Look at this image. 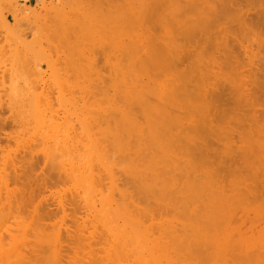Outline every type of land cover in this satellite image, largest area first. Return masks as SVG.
<instances>
[{
  "label": "rangeland",
  "instance_id": "1",
  "mask_svg": "<svg viewBox=\"0 0 264 264\" xmlns=\"http://www.w3.org/2000/svg\"><path fill=\"white\" fill-rule=\"evenodd\" d=\"M30 0H0V208H2V207H4L5 205L3 204L4 202H5V199L6 198H8V194H10V197H12V193H9V192H15L14 194H13V196H16V194H17V192H18V194H17V196L19 197V192L20 193H23V194H21V195H23L22 196V198L21 199H19V198H17V196L16 197H12L13 199V203H11V201H10V204H9V198H8V201H6V202H8L7 204H9V205H7L6 207L7 208H5V210L6 211H8V210H10V211H8V212H10L9 213V215L12 217L11 219H10V217L9 218H6V217H8V216H6V214L8 213V212H6L5 214H4V212L2 213V212H0L1 214V216H0V220L2 221V219L4 220L3 222H1L0 221V249H2L3 248V250H0V264H11L13 261L14 262H17V263H12V264H22L19 260H16L15 261V253H18V254H28V255H26V256H29L31 259H38L39 261H40V264H47L45 261H43V260H45V257L47 256L48 258H49V256L51 255V250L50 251H48L47 253L45 252V250H46V248L45 247H47L45 244H48V243H46V242H44L43 243V240H41V239H45V238H47L48 236H52V233L54 232H56L57 233V225H55L56 223H58L59 221H61V215H63L62 213H61V210H59L60 209V206H58L57 204L59 203V202H57V201H60V200H63L64 199V195H66L65 194V192H66V190L68 191V188L66 189L65 187H64V185H62V183H60L61 182V180H59L60 178H62V176H64L63 174H65L64 172H62V170L64 171V169H63V167L64 168H66V170H68L69 168H67L68 166H70V164L68 163V162H70L69 161V159H68V157L71 155L70 154V152H69V156H68V153H67V158H66V160L65 159H63L62 157L60 158L61 159V161H62V159L65 161L64 162V164L63 163H61V161L60 162H58V163H61V164H59V165H57L58 163H56V160L55 161H53L52 160V163L49 161V163H51V164H53V162L54 163H56V165L55 166H57V168L59 169H55L56 167L55 166H53L52 165V167H51V165H47V163H46V159L43 157L45 154H46V152H48L49 151V149H50V151H53L54 149H52L53 147H52V144L55 142L54 141V139L55 138H58L59 137V139L61 140V139H63L65 136L63 135V134H68V135H66L67 136V138L68 139H70L71 137H73V134H74V136H77V137H74V138H78L77 140H80V141H82V143L84 142V140L85 139H83L84 137H83V135L85 136V134L84 133H89L90 131V128H91V134L89 133V135H86V137L87 136H91V137H95L96 135V138L97 139H99V137H100V135H98V133L96 132L97 131V129L96 128H98V130H101V128L102 127H104L105 126V123H106V121H105V123L103 124L102 123V121H101V118H104L105 116H102V115H104V114H107L108 113V110L109 109H112V108H117V106L118 107H120V105H121V102H118L117 104H114L113 102H114V96H116L117 97V95H116V93H114V92H117V89L116 88H119V83H117V86L118 87H116V86H112V85H115V84H110V82L108 83L107 82V80H109L108 78H107V76H109V75H111L112 76V74L115 76L116 75V77L114 78V76L112 77V78H110V80H112L113 79V82L112 83H115L114 82V80L116 81L117 79H118V77L119 76H117V74H119V75H122V71L121 70H123V72H124V69H125V67H126V65L127 64H130V66H131V68H133V69H135V67H138V66H136L137 65V62L138 61H140V64H138V65H140V68H139V73H138V69L136 68V70L134 71L133 69H131V71L132 72H135V73H137V75L139 76V80L140 79H142V80H140L139 81V84L141 83V85H148L147 86V90H148V94L149 95H147L148 97H150L151 98V96L153 97V95H154V99H150V100H155V101H150V102H152L153 104H157V102H168V93H170V94H172L171 96H169V101H171L170 103L173 105V102H174V106H175V104H176V106L178 107L180 104H182V102L181 101H183V103L185 102L186 103V105H188V108L190 107V105L191 106H193L192 108H190L189 110V113L190 112H194L195 113V117H196V119H195V117L193 116L192 118H194L192 121L194 122V123H189L191 126L188 128V130L186 131V132H188L189 133V135L190 134H192L193 133V135H194V137H195V135H196V140H197V138L198 139H200V140H198L197 142H201V140H202V144L199 142V144L197 143V145L198 146H201L200 147V152L199 151H195V152H193L194 150H193V148H191V149H189L190 148V146L191 147H195V145L193 146V145H191V144H189L190 146H188V149L192 152V154H196V155H192L193 157H195L196 159H197V157H198V159H199V157L200 158H204L203 159V161H202V159H201V161L202 162H199L198 161V163H200V165L202 166L201 167V169H203V168H205V169H207V170H209V169H215L216 170V172H213L212 174H214V173H216V176L217 177H220V176H218L217 174L218 173H220V171H221V175H223L222 177H220V178H222V179H216L217 177L215 176V175H211V176H213V177H215V179H216V181H213L212 183L214 184L215 182V184L216 185H214V188H213V186H212V184L210 185V186H208L207 185V187H208V189H209V187H211L212 186V190H214L215 189V187H218V186H221V188H222V184H224L225 186H226V190H222L221 188V190H219L220 192H224V193H226L227 194V192L228 191H233L234 190V192L233 193H231V194H234L235 196H236V193H240V194H242V193H246V191L247 190H249L250 188H249V186L251 187V183H254V185L251 187V188H254L255 189V191L257 192V193H255V197L257 196V195H259V196H261L260 197V199L258 198V199H256V202L257 203H261L259 206H262L261 208H260V210L258 211V213H260L261 212V214H262V216H261V218H263V216H264V213H263V209H264V204H262V203H264V201H262L261 202V200L262 199H264V187L262 188L261 186L263 185L260 181H259V179L260 180H262V178H261V176L259 175V173H258V178L256 177V171L253 169V171H251L252 169H251V167L253 168V163H255L256 164V161L258 162V164H256V167L257 166H260V167H262V168H264V161L260 158V156H259V161H260V163H259V161H258V159L256 158L257 156H256V154L254 155L253 153H257V148H259L261 145H262V142H263V140H264V138L262 139V137H264V136H262V135H264V133H263V128L264 127H262V126H264V125H261V124H264V3L263 4H259V3H257L258 2V0H256L255 2H254V0H233L234 1V5H233V2H231V0H219L218 2H217V0H208L209 2H211L212 3V5H214V6H218L219 4H220V6H218V8H222L223 6H224V8H226L225 10H224V12H226V13H224V17H217L218 16V14H215L214 12H209L208 13V16H209V14H210V18L213 16L214 18H212V20L214 21V19H215V21L217 22H219V24H222V25H224V27H226V28H224L223 29V26L222 25H219L218 24V22L217 23H215L214 24V22H211V24L209 25V24H198V25H200V29H199V27H197L198 25H191V24H188V23H185V25L187 24L188 25V29L189 30H191L192 31V33H191V31H189V30H187V32H183V30L181 29V30H178V31H182L183 32V34H182V32L180 33V32H178V31H176V29L173 27V25L171 26H169L170 28H171V30H169V27H168V25L170 24H168V21H166L167 19L165 18V17H163V19L166 21V22H164V20L162 19V21H160V22H162V24L164 25V27H165V25L166 24H164V23H167V25H166V29L168 30L167 31V33H172V35H171V37H172V39L174 40V38L176 39V40H174V41H176L175 42V45H177L178 46V44H180L179 46H181V50L183 49L184 50V52H182L180 49H179V46H178V49L180 50H176V52L175 53H177L176 54V58L174 57V56H172V59L170 58L169 59V56H171V54L173 53V52H171V50H172V48H171V50H170V47H168L167 49H169V51L171 52L170 54H168L169 53V51L166 49V52H167V56L165 55H163V54H159V52L161 51L162 52V50L164 49V46L166 45V43H167V41H169V39H168V37H169V34H168V37H167V34H166V30L163 28H161L163 25L161 24H159L160 22H159V20H157L156 18H158V17H155L156 16V13H155V15L152 13V11L151 12H149V14H148V17H150L152 14L154 15V17H155V19L156 20H153L154 18H153V16L151 17V19L155 22H159L158 23V26H154V25H152V23H151V25L152 26H154V27H152L149 23L151 22H148L147 23V21L149 20V19H146L147 21H146V23H147V25L149 24L151 27H152V30L151 29H149V25L147 26L146 25V23L145 24H142V26H139V24L141 25V23H143V22H145L144 21V19L143 18H145V17H147V12H146V14H143L144 15V17L143 18H141V19H137V20H134V18L133 19H129L130 21H132V20H134L133 21V23L135 22V26H130L129 24H131L130 23V21L128 20V19H125L124 18V14L125 13H123V11H122V6H124L125 7V5H123V3H118L116 0H113V2H112V0H32L33 2H32V5L31 6H28V5H26V3H28ZM118 1H121L122 2V0H118ZM126 2V1H128V3H125L126 4V8H125V11H126V9L128 10H130V8H131V6L129 5L130 3H129V1L131 2V0H123V2ZM133 1V7H134V5H137V2L136 1H134V0H132ZM148 2L150 1V3L151 2H153V0L151 1V0H147ZM146 0H145V2H147ZM163 2L165 1V0H162ZM162 1L160 0V2L162 3ZM175 2H174V4H176V1H178V2H180L181 4H184V6H187V5H185V3H187L185 0H182V2H181V0H174ZM249 1V2H248ZM147 2V3H148ZM167 0L164 2V3H162V4H166L167 5ZM178 2H177V4H178ZM218 4H217V3ZM227 2V3H226ZM228 2H230V3H228ZM248 2V3H247ZM135 3V4H134ZM149 3V4H150ZM211 3H210V5H211ZM222 3V4H221ZM223 3L225 4V5H223ZM244 3V4H243ZM253 3V4H252ZM257 5H256V4ZM162 4H160L161 6L160 7H162L163 5ZM176 4V5H177ZM242 4H243V6H242ZM249 4L251 5V6H249ZM259 4V5H258ZM117 5H119L121 8V10H119V9H117V7L119 8V6H117ZM122 5V6H121ZM130 7H129V6ZM165 5V6H166ZM116 8V11L117 12H119V13H116V11H115V13L114 14H112V16L113 17H115V18H113V19H115V21H117L118 20V22H120V24L117 22V24H115V26H119V25H121V26H119L120 28H122L121 30L118 28L117 30L119 31V33H121V32H123L122 34H121V36H120V34L119 35H117V31H116V29L113 27L114 25H112V24H114V22L111 20L112 18H111V14H109V13H113V11H114V7ZM117 6V7H116ZM228 6V7H227ZM236 6V7H235ZM247 6V7H246ZM109 7H111V8H109ZM113 7V8H112ZM129 7V8H128ZM133 7H132V9H133ZM138 7V6H137ZM160 7H159V9H160ZM255 7V8H254ZM258 7V8H257ZM135 8V7H134ZM148 8H149V6H148ZM167 8V7H166ZM231 10H230V9ZM233 8V9H232ZM237 8H239V9H237ZM241 8V9H240ZM248 8H249V10H248ZM110 9V10H109ZM113 9V10H112ZM161 9H163V11H164V13H165V15L167 14V12L169 11V10H166L165 9V7L163 8H161ZM168 9V8H167ZM236 9V10H235ZM137 9H134V11H136ZM155 10V9H154ZM157 11H158V8L156 9ZM155 10V12H157ZM198 10H200V12L198 11ZM198 10H195V11H197V12H194V11H189L188 13L189 14H187L186 13V15H188V17L189 18H193L194 17V15H196V18L195 19H197V21H198V17H197V15L199 14V13H203V12H205L204 10H201V9H198ZM245 12H244V11ZM248 10V11H247ZM110 11H112V12H110ZM124 11V12H125ZM233 11V12H232ZM241 11V12H240ZM250 11V12H249ZM258 11V12H257ZM259 11H261V12H259ZM160 12H161V10H160ZM160 12H158L159 14H160ZM191 12H193V13H195L194 15H193V13H191ZM229 12V13H228ZM236 12H237V14H236ZM239 12V13H238ZM244 12V13H243ZM254 12V13H253ZM123 15H122V14ZM157 13V14H158ZM161 13H163V12H161ZM197 13V14H196ZM215 15H214V14ZM232 13V14H231ZM235 13V14H234ZM240 13H241V15H240ZM247 13V14H246ZM255 13H256V16H257V18H259V19H257L256 18V16H255ZM118 15V16H114V15ZM122 15L123 16V24H121L122 22H121V20H122V16H120L121 17V19L119 18V15ZM226 14V15H225ZM229 14V15H228ZM246 14V15H245ZM163 15V14H162ZM192 15V16H191ZM212 15V16H211ZM217 15V16H216ZM228 15V16H227ZM250 15H252V18L255 20V22H257V23H255L254 22V20H252L251 21V19H249V18H251V16ZM262 15V16H261ZM158 16V15H157ZM160 16V15H159ZM164 16V15H163ZM237 16V17H236ZM248 18H247V17ZM259 16V17H258ZM166 17L168 18V15H166ZM169 17H171V14L169 15ZM241 17H242V19H241ZM261 17V18H260ZM118 18V19H117ZM182 18H183V16H182ZM216 18H218V20L216 19ZM227 18H228V21H227ZM239 18V19H238ZM136 19V18H135ZM222 19V20H221ZM225 19V20H224ZM237 19V20H236ZM240 19H241V21L242 22H240ZM243 19H246V20H243ZM249 19V21H247ZM120 20V21H119ZM124 20H126V22H127V20L129 21V26H130V28H131V30H130V32H128V34L129 33H131L130 34V36L131 37H134V38H132L131 39V37H130V39H129V37H128V39H129V41L128 40H126L127 38H125L126 37V34H127V29L129 28V26H127V23L126 22H124ZM140 20H142V22L141 23H139L140 22ZM169 20V19H168ZM194 20V19H193ZM258 20V21H257ZM136 21L139 23L138 25L136 24ZM152 21V22H153ZM170 21V20H169ZM195 21V20H194ZM226 21V22H225ZM229 21H231V22H229ZM245 21H247V22H245ZM263 21V22H262ZM111 22H112V24H111ZM155 22V23H156ZM235 22V23H234ZM125 23V24H124ZM252 23H253V25H252ZM259 23V24H258ZM112 25V28H110V26ZM154 24V23H153ZM157 24V23H156ZM218 24V25H217ZM232 24V25H231ZM236 24V25H235ZM243 25V26H245V27H243V26H241V25ZM257 24V26H255ZM122 25H125V26H122ZM134 25V24H133ZM143 25H145V28H146V26L148 27L147 29H145V31H144V27H143ZM182 25V24H181ZM186 25V26H187ZM203 25V26H202ZM215 25V26H214ZM240 25V26H239ZM249 25V29H248V27L247 26ZM137 26V27H136ZM138 26H139V28H138ZM160 26V27H159ZM190 26H192L191 28L192 29H190ZM235 26V27H234ZM259 26H263V27H259ZM125 27H128L126 30L124 29ZM141 27V28H140ZM150 27V28H151ZM168 27V28H167ZM196 27V29L197 30H195L194 28ZM206 27V28H205ZM219 27L221 28V29H219ZM228 27V28H227ZM234 27V28H233ZM242 27H243V29L245 28V29H248V30H243L242 29ZM117 28V27H116ZM129 28V29H130ZM132 28H134V29H137L136 31L135 30H133ZM218 28V29H217ZM236 28V29H235ZM238 28V29H237ZM241 30H240V29ZM110 29H112V31H114V29H115V34L113 35V32L111 33V31H110ZM217 29V30H216ZM253 29V30H252ZM255 29V30H254ZM133 30V31H132ZM147 30H149L148 32H147ZM153 32V34H154V37L155 38H153L152 36H153V34H150L151 33V31ZM165 30V31H164ZM200 30H202V31H200ZM210 30V31H209ZM218 30H220V32L218 31ZM223 30H226V32H224ZM228 30V31H227ZM236 30V31H235ZM251 30V31H250ZM257 30V31H256ZM126 31V32H125ZM140 31V33H137V32H139ZM194 31V32H193ZM197 31V32H196ZM199 31H200V33H199ZM204 31V32H203ZM206 31H207V33H206ZM230 31H231V33H230ZM242 31H243V33H244V31H245V34H243L242 33ZM248 31V32H247ZM260 31V32H259ZM133 32V33H132ZM163 32V33H162ZM174 32V33H173ZM218 32H219V34H218ZM222 32V33H221ZM111 33V34H110ZM124 33H126L125 35H123ZM145 33H147V35L148 36H150L151 35V37H152V41H151V37H146V35H145ZM177 35H176V34ZM184 33H186V34H184ZM202 33H204V35H201ZM227 33V34H226ZM231 34V37H230V39H232V40H228L229 39V36H230V34ZM252 34V35H250V34ZM110 34V35H109ZM142 34V35H141ZM150 34V35H149ZM210 35V37H209V35ZM221 34V35H220ZM229 34V35H228ZM262 35V37L260 36V35ZM112 35V36H111ZM115 35H117V36H115ZM139 35H141V36H139ZM161 35V36H160ZM166 35V36H165ZM174 35H176V37L174 36ZM206 35V36H205ZM212 35V36H211ZM215 35V36H214ZM217 35H218V38H217ZM235 35V36H234ZM237 35V36H236ZM250 35V36H249ZM254 35V36H253ZM111 36V37H110ZM120 36V37H119ZM122 36H123V39H122ZM136 36H138V37H136ZM165 36V37H164ZM174 36V37H173ZM183 36V37H182ZM221 36H223V37H225V38H221ZM234 36V37H233ZM115 37H119L118 39H119V41H117V43H119L120 44V42H121V47H120V45H118L117 46V43H116V47H117V52H116V47H114V49H115V51H114V49L112 48L113 47V45L115 44V41L117 40V38H115ZM146 37V38H145ZM181 37V38H180ZM220 37V38H219ZM233 37V38H232ZM136 38V39H135ZM140 38V39H139ZM145 38V39H144ZM150 39V41L151 42H153V39L155 40V43H154V48H156V49H160V51L158 50V51H153V53H155L156 52V54H157V56L158 57H155L156 56V54H155V56H154V54L152 53V52H150L154 57H155V62L157 63V65H159L158 63H159V58H161V55L163 56L161 59L162 60H164L165 58H167L165 61H162L161 60V62H162V64L163 65H159V66H157V65H155L156 63L155 62H153L152 64H151V62H149L148 60H153L152 58H154V57H152L151 59H149V57H147V55H145V51H146V49L148 48V49H150L149 47L150 46H145V45H148V44H151L150 43V41L148 42V39ZM159 39L160 41H162V42H157L156 41V39ZM166 38V39H165ZM180 38V39H179ZM184 38H185V40H186V43H185V40H184ZM206 38H208V39H206ZM210 38V39H209ZM235 38V39H234ZM109 39H112L113 41H109ZM116 39V40H115ZM147 39V43H146V41H143V40H146ZM206 39V40H205ZM220 39V40H219ZM226 41H225V40ZM115 40V41H114ZM121 40V41H120ZM122 40H123V42H122ZM124 40H126V42L124 41ZM135 40V43H136V45H135V47H137V44H139L138 46H139V48H137L138 50L140 49V51H142L139 55L141 56H139L140 58H138V61H134L133 59H136V56H135V51H137L138 53L140 52V51H138V50H135V47H133L134 45V42H132V41H134ZM158 40V41H159ZM167 40V41H166ZM211 40H212V42H211ZM214 40H215V42L216 43H213L214 42ZM221 40L222 41H224L223 43L221 42ZM109 41V42H108ZM136 41H138V42H136ZM142 41V42H141ZM179 41V42H178ZM182 41H184V42H182ZM234 41H236V42H234ZM112 42H114V44H112ZM131 42H132V44H131ZM156 42H157V44H156ZM166 42V43H165ZM181 42L183 43V44H181ZM188 42V43H187ZM210 42V43H209ZM226 42H228V44L226 43ZM111 45H110V44ZM145 43V45L143 46V47H146V48H142V49H144V50H142L141 48H140V45L141 44H144ZM152 43V44H153ZM159 43H162V45L161 46H159L160 44ZM219 45H218V44ZM159 44V45H158ZM168 44V43H167ZM186 44V45H185ZM218 46H217V45ZM224 44H226V45H224ZM232 44V45H231ZM109 45L111 46V48L113 49H111L110 47H109ZM126 45H129L130 47H131V45H133L132 46V48H130L129 46V48L132 50L133 49V51H131L130 49H129V55H131V56H129V55H127V57H126V55L125 54H127L126 53V49L124 48V47H126ZM156 45V46H155ZM158 45V46H157ZM184 45V46H183ZM216 45V46H215ZM228 45V46H227ZM230 45V46H229ZM142 46V45H141ZM162 46H163V48H162ZM167 46H169V44L168 45H166L165 46V48L167 47ZM184 48H183V47ZM233 46V47H232ZM239 46V47H238ZM124 49H123V48ZM217 49H216V48ZM221 47H223V48H221ZM227 47H229V48H227ZM230 47L232 48V49H230ZM242 49H241V48ZM246 47V48H245ZM110 48V49H109ZM120 48L122 49V51H123V53H124V55L123 56H125V58H124V61H125V59H126V62H123V57H122V52H120L121 50H120ZM153 48V49H154ZM185 49H186V51H185ZM219 49H221V50H223V52L222 51H220ZM241 49V50H240ZM109 50V51H108ZM125 50V51H124ZM224 50H226V51H224ZM231 50V51H230ZM243 50V51H242ZM250 50V51H249ZM108 51V52H107ZM114 51V52H113ZM149 51H151V50H148L147 52H149ZM238 51V52H237ZM121 54H120V53ZM135 52V53H134ZM165 52V51H164ZM179 52L181 53V54H183V55H181L180 54V58H179ZM198 52V53H197ZM224 52H226L227 54H225ZM241 52H242V54H241ZM245 52V53H244ZM248 52V53H247ZM251 52V53H250ZM108 53H109V55H108ZM116 53V54H115ZM131 53H133V55H134V58H131L133 55L131 54ZM138 53H136V54H138ZM174 53V54H175ZM195 53V54H194ZM197 53V54H196ZM201 53V54H200ZM222 53V54H221ZM235 53V54H234ZM244 53V54H243ZM250 53V54H249ZM252 53H255V54H252ZM260 53V54H259ZM116 56V57H119V58H116L117 60V62L115 61V59H113L114 57V55ZM148 54V53H147ZM166 54V53H165ZM185 54V55H184ZM219 54H221L223 57H221V55H219ZM224 54V55H223ZM246 54V55H245ZM252 54V55H251ZM257 54V55H256ZM113 55V56H112ZM145 56V57H142V56ZM149 55V54H148ZM173 55V54H172ZM211 55H212V57H211ZM231 55V56H230ZM234 55V56H233ZM254 55V56H253ZM109 56H111V57H109ZM160 56V57H159ZM201 56V57H200ZM228 56H230V58L228 57ZM113 57V58H112ZM147 57V58H146ZM175 59H174V58ZM178 57V58H177ZM129 58H131L130 60H133L134 61V63H133V61H129L128 62V60L127 59H129ZM143 58H146L147 60H144ZM204 58L206 59V60H204ZM213 58V59H212ZM226 58V59H225ZM112 59V60H111ZM120 59L122 60V62L123 63H126V64H123L121 61H120ZM141 59L143 60V61H141ZM169 59V60H168ZM177 59V60H176ZM181 59V60H180ZM157 60H158V62H157ZM168 60V61H167ZM113 61H115V63H117V65H118V67H121V68H123L124 67V69H121V68H118V69H116L117 68V66H116V64H114V62ZM172 61V63H170ZM179 61V62H178ZM209 61V62H208ZM120 62H121V64H120ZM135 62H136V64H135ZM141 62H144V63H142L143 64V66H141ZM147 62H149L150 64L149 65H151V66H149L148 65V63ZM206 62V63H205ZM133 63V64H132ZM146 63H147V65H146ZM109 64H112V66H115L116 68V71L118 72L117 74H116V72H114L115 71V69H113V67H111V65L109 66ZM161 64V63H160ZM121 65V66H120ZM122 65H123V67H122ZM125 65V66H124ZM148 67L146 70L148 71L150 68H153V69H150L149 70V72H147V71H145V69L144 68H146V66ZM156 67H155V66ZM201 65H203V66H201ZM108 66V67H107ZM133 66V67H132ZM201 66V67H200ZM111 68V69H108V68ZM199 67H200V69H199ZM204 69H203V68ZM141 68H143V69H141ZM184 68V69H183ZM187 69V70H186ZM189 69V70H188ZM108 70H110V71H112L111 72V74H109V71ZM181 70L184 72L185 71V73L187 72V74H186V78L187 79H185L184 81H188L187 83H186V85H184V83H182L181 82V74L182 75H184V77L183 78H185V74H183V72H181ZM203 70H207L206 72L205 71H203ZM142 71H145V73H142ZM190 71V72H189ZM204 73H203V72ZM147 72V73H146ZM197 72V73H196ZM209 72V73H208ZM109 75H108V74ZM121 73V74H120ZM140 73H142L144 76H145V74H146V77H141L142 75L140 74ZM150 74V76L151 77H155V78H157V79H159V81H157V79H156V82H155V78H154V81L153 82H151L152 83V86H149V85H151V84H149V82L150 81H152L151 79L152 78H150L148 75ZM207 75H206V74ZM213 73V74H212ZM140 74V75H139ZM190 74V75H189ZM201 76H200V75ZM204 74L206 75V79H204ZM134 75V74H133ZM152 75H154V76H152ZM187 75H188V77H187ZM195 77H194V76ZM210 75H211V77H210ZM190 76V77H189ZM192 76V77H191ZM203 76V77H202ZM212 76H214V77H212ZM149 78V81H147V80H143V79H146V78ZM173 77H174V79H173ZM208 77H210V79L208 78ZM190 78H192V79H190ZM193 78H194V80H193ZM163 79L165 80V81H163ZM173 79V81H178V80H180V81H178V82H180V83H178V84H181L182 83V86H183V89H181L182 90V92H181V94L183 95H181L180 94V90H177V91H175V95L173 94V93H171V91H170V89L172 88V86H173V83H171V82H173V81H171ZM109 80V81H110ZM167 80H169L170 81V83L171 84H169V82H166ZM192 80V81H191ZM118 81H119V79H118ZM147 81V82H146ZM198 81V82H197ZM207 81V82H206ZM117 82V81H116ZM155 82V83H154ZM160 84V85H158V83ZM190 82V83H189ZM143 83V84H142ZM148 83V84H147ZM157 83V85L160 87V88H162V89H160L158 86H157V88H158V90L156 89V88H154V89H150V87H156V86H153V85H155ZM162 83V84H161ZM175 84H176V82H174ZM199 83H202V84H199ZM106 84H110V86L111 87H113V89H111V87L110 86H108V88L109 89H111V90H109L108 89V93L107 94H109L112 90L114 91V92H112V93H114V94H112V95H114L113 97H112V95L110 94V96L113 98V102H111V98L110 99H107L108 97H110L109 95L107 96V94L105 95V92H104V90L106 91V89H104L105 87L104 86H107ZM166 84V85H165ZM167 84H168V89H169V85H171L170 87V89H169V92H166V95H165V93L163 94V96L165 97L164 98V100L162 99L163 98V96H161V94L160 93H163L162 91H164L165 92V90H166V88L165 87H167ZM175 84H174V86H175ZM188 84V85H187ZM206 84V85H205ZM194 85V86H193ZM204 85V86H203ZM233 85H235V87L233 86ZM239 86L238 87V89H237V86ZM241 85V86H240ZM163 86H164V88H163ZM199 86H200V88H199ZM243 86V87H242ZM196 87H198V88H196ZM201 87H203L202 89H201ZM212 87H213V89H212ZM101 88H103L102 89V91H103V93H101ZM107 88V87H106ZM180 89V87L179 86H175V87H173L172 89ZM182 88V87H181ZM90 89H91V91H90ZM116 89V90H115ZM160 89V90H159ZM167 89V90H168ZM185 89V90H184ZM192 89V90H191ZM194 89V90H193ZM200 89V90H199ZM236 89V90H235ZM243 91H242V90ZM81 90V91H80ZM86 90V91H85ZM95 92H94V91ZM98 90H99V92H98ZM150 90V91H149ZM152 90V91H151ZM162 90V91H161ZM166 90V91H167ZM84 91H85V94H84ZM88 91V92H87ZM90 91V92H89ZM161 91V92H160ZM209 92V94L211 93V91H212V95L211 96H209V95H207L208 94V92ZM241 91H242V93H241ZM96 92H97V94H96ZM160 92V93H159ZM172 92H173V90H172ZM185 93V95L188 97V98H185L184 96V93ZM195 92V93H194ZM196 92H198V93H196ZM200 92V93H199ZM250 92V93H249ZM44 93H46L45 94V96H46V98H45V96H44ZM48 93V94H47ZM52 93V94H51ZM83 93V94H82ZM87 93H89V94H87ZM103 95V97L101 96V94ZM150 93H151V95H150ZM157 93H159V94H157ZM176 93H178V95L176 94ZM189 93V94H188ZM202 93V94H201ZM239 93H241V95L244 97V98H242V96L239 94ZM36 94V95H35ZM43 94V95H42ZM50 94H51V97H50ZM77 94V95H76ZM100 94V95H99ZM157 94V95H156ZM169 94V95H170ZM191 94V95H190ZM195 94H197L196 95V97H194L195 96ZM201 94V95H200ZM254 96H253V95ZM256 94V95H255ZM39 95H41V96H39ZM60 95V96H59ZM76 95V96H75ZM82 95H84V98H83V96ZM89 95H92V96H94L93 98H89L88 96ZM96 95V96H95ZM158 95H159V97H158ZM193 95V96H192ZM218 95V96H217ZM246 95V96H245ZM250 95V96H249ZM43 96V97H42ZM59 96V97H58ZM75 96V97H74ZM77 96H80V97H78L77 98ZM91 96V97H92ZM107 96V97H106ZM145 97L146 99H149L148 97ZM167 96V97H166ZM176 97V98H174V97ZM180 96H182L183 98H179ZM205 96V97H204ZM208 96H209V98H211V99H209L208 98ZM215 98H214V97ZM247 96H248V98H247ZM252 96V97H251ZM36 97V98H35ZM38 97V98H37ZM50 99H49V98ZM87 99H86V98ZM161 97V98H160ZM170 97H173V99L171 100L170 99ZM177 97H178V99H177ZM203 98V102H201V100H200V98ZM241 97V98H240ZM246 97V98H245ZM256 97V98H255ZM41 98V99H40ZM53 98V99H52ZM83 101V100H87L88 102H86V101H81L80 99ZM158 98H160L159 99V101H158ZM167 98V99H166ZM193 98V99H192ZM196 100H195V99ZM199 98V99H198ZM201 98V99H202ZM205 98L206 99H209V100H205ZM217 98V99H216ZM251 99V102H250V99ZM253 98V99H252ZM49 99V100H48ZM77 99V100H76ZM94 99V100H93ZM145 99V100H146ZM157 99V100H156ZM175 99V101H173ZM179 99H181L180 101H179ZM190 99V100H189ZM192 99V100H191ZM249 99V102L247 101ZM48 100V101H47ZM51 100V101H50ZM75 100V101H74ZM79 100H80V102H79ZM89 100H91L92 102V104L91 103H89L90 101ZM104 100V101H103ZM106 100V101H105ZM115 100H116V98H115ZM162 100V101H161ZM166 100V101H165ZM194 100V101H193ZM200 100V101H199ZM43 101V102H42ZM78 101V102H77ZM93 101H96L95 103L93 102ZM98 101H99V104H97L98 103ZM118 101H119V99H118ZM148 101V100H147ZM148 101V102H149ZM181 102L180 104L178 103L177 104V102ZM197 101H199V102H197ZM205 101H207V102H205ZM244 101V102H243ZM247 101V102H246ZM50 102H52V104L50 103ZM73 102V103H72ZM83 103V105H81L82 103ZM106 102H107V104H109V106H111V105H113V107L112 108H110V107H107L106 106V108L108 109L107 110V112L106 111H103V113L104 112H106V113H102L101 111L103 110V109H105L106 110V108H104L105 107V104H106ZM115 102H117V101H115ZM197 102V103H196ZM205 102V103H204ZM212 104H211V103ZM216 103V104H214V103ZM44 103V104H43ZM46 103V104H45ZM196 103V104H195ZM245 103V104H244ZM35 104L37 105L36 107H35ZM39 104V105H38ZM40 104H42V105H40ZM54 104H55V106H54ZM72 106H71V105ZM89 104V105H88ZM118 104H120V105H118ZM161 104V103H160ZM168 104V103H167ZM30 105V106H29ZM61 105V106H60ZM70 105V106H69ZM76 105V107H77V109H76V107L75 108H73L74 106ZM104 105V106H103ZM117 105V106H116ZM172 105H170L169 104V106H167V107H172L173 109H175V110H177V111H179L178 110V108L179 109H183L181 106H185L184 104H182V105H180L178 108L177 107H173ZM196 105V106H195ZM202 105L204 106L203 108H204V110H207L208 111V109L210 108L211 110V112L209 111V112H207L208 113V115H207V113H206V111H203L201 108H202ZM208 107H206V106ZM214 105V106H213ZM18 106V107H17ZM33 106H34V108H33ZM49 106V107H48ZM81 108H80V107ZM85 106V107H84ZM91 107V109H89L88 111H87V108H90ZM97 106H99V107H97ZM100 106H102L101 107V109H100ZM201 106V107H200ZM217 106V107H216ZM16 107V108H15ZM21 107V108H20ZM24 107V108H23ZM32 108V110L33 109H35V108H40L43 112H41L40 114L42 115H39V117H37V120L39 119H42V121L43 122H41V123H39L38 122V124H37V122L35 121V118H36V115H34V117H33V113H32V117L30 116L31 115V112H30V108ZM45 107H46V109H45ZM49 109H48V108ZM58 107V108H57ZM69 107V108H68ZM79 107V108H78ZM97 107V108H99V111H98V109H96V110H94L95 108ZM199 107V108H198ZM29 108V109H28ZM50 108H51V111H53L54 110V112L56 113H52L51 111V116L52 117H50V115H49V111H47V110H50ZM177 108V109H176ZM188 108H186L185 107V109H183V110H185V113H184V118H185V115L186 114H188V113H186L187 111H186V109H188ZM205 108H207V109H205ZM12 109V110H11ZM24 109V110H23ZM28 109V110H27ZM39 109V111L38 112H40L41 110ZM55 109L56 110H58V111H55ZM74 109V112L72 113V110ZM86 109V110H85ZM92 109H93V111H95V112H93L92 111ZM168 110H169V108H167ZM172 109V110H173ZM192 109V110H191ZM23 110V111H22ZM26 110V111H25ZM38 110V109H37ZM37 110H35L36 112H37ZM63 110H65V112L63 111ZM67 110V111H66ZM101 110V111H100ZM113 110V109H112ZM182 110V111H183ZM194 110V111H193ZM213 110V111H212ZM18 111V112H17ZM27 111H29V112H27ZM34 111V110H33ZM60 111V112H59ZM79 111V113H83V115H84V117H86L85 115H95V117H99V120L101 121H98V123L97 124H93L94 123V117L92 118V117H90V116H88V117H86V120L84 121L85 122V124H84V127H85V129H84V132H83V130L81 131L80 130V126H78L79 125V123L82 121V118H81V116H83L82 114H81V116L79 115V113H77ZM87 111V112H86ZM90 111H92L93 113H91ZM99 112V115L97 116L96 114ZM116 111V110H115ZM136 111L138 112L137 113V115H139V111H140V109H136ZM176 111V112H177ZM22 112H24V113H22ZM35 112V114H37ZM67 112V114H65ZM72 113L73 115H74V113H76L77 114V116L78 117H80L81 118V120H80V122L78 123V121H77V118L75 119V116H73L72 114H69V113ZM89 112V113H88ZM141 112V111H140ZM170 113H171V111H169ZM174 112V113H173ZM172 113H171V115L172 116H175L176 117V115H177V117H179V113H176L175 114V111H173ZM180 112V111H179ZM184 112V111H183ZM183 112H181L182 114H183ZM196 112L198 113H200L201 115H198V114H196ZM203 112V113H202ZM204 112H205V115H204ZM19 113H20V115H19ZM28 113V114H27ZM30 113V114H29ZM42 113H44V114H42ZM63 113V114H62ZM85 113V114H84ZM102 113V114H101ZM114 113V112H113ZM13 114H15V115H13ZM58 114V115H57ZM75 114V115H76ZM111 116H112V111H111ZM109 114V115H110ZM115 114V113H114ZM181 114V116L183 117V115ZM213 114V115H212ZM38 115V114H37ZM46 116V118H45V116ZM49 115V116H48ZM65 115V116H64ZM108 115V114H107ZM190 115H192V114H190ZM15 116H17V117H15ZM18 116H19V118H18ZM25 116V117H24ZM48 116V117H47ZM67 116V117H66ZM70 116H72V117H70ZM115 116V115H114ZM114 116H112V117H114ZM116 116H117V114H116ZM116 116H115V118H116ZM181 116H180V118H181ZM188 116V118H190L191 119V117L189 116V114L187 115ZM64 117V118H63ZM14 118H16V119H14ZM90 118V119H89ZM177 118V119H174V126L175 127H177V125H178V132H180L179 134H181V132L182 133H185V131H184V129H181V126H182V128H185V124H186V126H189V124L187 123L188 121H190L191 122V120L190 119H188L187 117H186V119H185V121H187L186 123L184 122V119L183 118ZM206 118V119H205ZM226 118V119H225ZM32 119V120H31ZM48 119V120H47ZM54 119H57V120H54ZM79 119V118H78ZM89 119V120H88ZM92 119V120H91ZM179 119V120H178ZM15 120V121H14ZM77 122H76V121ZM84 120V119H83ZM175 120H177L178 122H179V124H178V122L176 121V123L177 124H175ZM257 120H259V121H257ZM45 121V122H44ZM55 121V122H54ZM87 121L89 122V123H87ZM140 121H142L141 119H140ZM202 121V122H201ZM257 121V122H256ZM25 122V123H24ZM29 122V124H27V126H25L26 125V123H28ZM34 122H36V123H34ZM71 122V123H70ZM74 124H73V123ZM76 122V123H75ZM83 121H82V123H84ZM173 122V121H172ZM172 122H171V124H169V126H171V127H169V129L171 128V130L170 131H174L176 128L175 127H173V125H172ZM182 124H181V123ZM255 122H256V124H255ZM260 122V123H259ZM21 123H22V125H21ZM53 123V124H52ZM81 123V124H82ZM95 123H96V121H95ZM184 123V124H183ZM19 124V125H18ZM24 124V125H23ZM35 124V125H34ZM40 124H43V126L42 125H40ZM51 124H52V128L54 129V127H57L58 129L56 130V128L53 130V131H57V132H52V128H51V130L49 129L48 130V128L51 126ZM69 124H71V125H69ZM88 124V125H87ZM188 124V125H187ZM209 124V125H208ZM39 125V126H38ZM46 125H48V126H46ZM54 125V126H53ZM61 125V126H60ZM63 125V126H62ZM66 125H68L66 128H64ZM74 125V126H73ZM90 125V126H89ZM97 125V126H96ZM104 125V126H103ZM117 125V124H116ZM258 127V129L256 128V126ZM22 126V127H21ZM30 126V127H29ZM73 126V128L74 129H72L71 127ZM77 126H78V129H76L77 128ZM83 126V125H82ZM95 126V127H94ZM101 127V128H99V127ZM118 126L119 127H121V125H119L118 124ZM184 126V127H183ZM212 126V127H211ZM217 126V127H216ZM260 126V127H259ZM39 127V128H38ZM43 127V128H42ZM94 127V129L96 130H94V129H92ZM111 128V129H114V127L115 126H112V125H110V126H107L106 128ZM113 127V128H112ZM192 127H194V128H192ZM201 127V128H200ZM251 127V128H250ZM45 128H47V129H45ZM87 128V129H86ZM106 128L104 127L103 128V131H105L106 130ZM173 128H175V129H173ZM214 128V129H213ZM26 129V130H25ZM41 129H42V131H41ZM44 129V130H43ZM116 129H121V128H118V127H116ZM253 129V130H252ZM35 130H39L38 132L36 131H33ZM50 131V132H47V131ZM63 130V131H62ZM68 132H66V131ZM73 130H74V132H76V133H73ZM76 130H78V132L76 131ZM85 130H86V132H85ZM94 130V131H93ZM177 130V129H176ZM184 132H183V131ZM195 130V131H194ZM206 130V131H205ZM219 130V131H218ZM252 130V131H251ZM64 131H65V133H64ZM88 131V132H87ZM102 130H101V132H103ZM120 130H118V132H119ZM249 131V132H248ZM259 131V132H258ZM40 132H42V133H40ZM45 132L47 133V136L45 135ZM52 132V133H51ZM59 132H60V134L61 135H63V138H62V136L59 134ZM61 132H63V134L61 133ZM81 133V132H83V135H82V133H81V135L80 134H78V133ZM93 132L94 133H97L96 135L94 134V136H93ZM99 133V134H101L102 135V133ZM175 132V131H174ZM173 132V133H174ZM177 132V131H176ZM176 132H175V136H176ZM178 132H177V135H178ZM205 132H207V134L205 133ZM252 132V133H251ZM31 133H33L32 134V136H31ZM48 133H49V137L54 141H52L49 137H48ZM208 133H210V134H208ZM248 133H250V134H248ZM255 133V134H254ZM263 133V134H262ZM42 134H44L45 136H43ZM52 134L53 135H55L54 137L55 138H52ZM59 134V135H58ZM118 134H120V133H118ZM122 134V133H121ZM187 134V133H186ZM252 134V135H251ZM261 134V135H260ZM35 135V136H34ZM56 135H58V136H56ZM70 135V137H68ZM72 135V136H71ZM182 135V134H181ZM184 135V134H183ZM182 135V136H183ZM192 135V136H193ZM202 137H201V136ZM249 135V136H248ZM250 135H251V138L253 139H251L250 138ZM41 136H43V139L41 138ZM60 136H61V138H60ZM99 136V137H98ZM191 136V141L190 142H186V146L184 145V141H183V143H182V141H180V143H181V145L183 146V147H187V144L188 143H193L194 142V140H193V137ZM253 136V137H252ZM38 137H39V139H40V142H39V139H38ZM46 137H47V140H46ZM102 137H103V135H102ZM102 137H100V138H102ZM208 137V138H207ZM255 137V138H254ZM35 138V139H34ZM66 137L64 138V139H67ZM73 138V139H74ZM81 138V139H80ZM190 138V137H189ZM243 138V139H242ZM260 138V139H259ZM37 139V140H36ZM195 139V138H194ZM242 139V140H241ZM246 141H245V140ZM257 139H258V141H257ZM32 140V141H31ZM41 140L43 141V142H41ZM45 140H46V142H45ZM58 140V139H57ZM56 140V141H57ZM250 140V141H249ZM35 141V142H34ZM52 141V142H51ZM258 142L257 144L256 143H254V142ZM45 142V143H44ZM50 142L52 143L51 145H50ZM261 142V143H260ZM44 143V144H43ZM47 143H49V144H47ZM195 143V142H194ZM193 143V144H194ZM242 143V144H241ZM45 144H47L46 145V147H44V146H42V145H45ZM56 144V143H55ZM249 144V145H248ZM261 144V145H260ZM37 145V146H36ZM42 147H41V146ZM54 145V144H53ZM196 145V146H197ZM244 145H246V146H244ZM49 146H51V147H49ZM177 146H180V145H178L177 144ZM197 146V147H198ZM258 146V147H257ZM44 147V148H43ZM47 147H49V149H47ZM55 147H56V145H55ZM176 146L174 145V147H173V150H174V152L177 154H174L176 157V159L174 158V155H173V158L174 159H172L171 160V163L172 164H174V166L176 165L177 167H182V164L180 163V162H182L183 163V161L181 160V161H179V158H180V156H179V158H178V160H177V157H178V155L181 153L182 154V150L179 148V150H176V148H175ZM231 147V148H230ZM242 147V148H241ZM43 150V149H47V151H45V152H43V151H41V149ZM79 148V147H78ZM196 148V147H195ZM244 148V149H243ZM52 149V150H51ZM80 149V148H79ZM154 149H156L155 147L153 148V150ZM178 149V148H177ZM188 149L186 148H184V150L185 151H188ZM199 148H197L196 150H198ZM201 149H204V150H201ZM239 149V150H238ZM241 149V150H240ZM181 150V151H180ZM229 151V152H227V151ZM233 150V151H232ZM154 151H156V150H154ZM180 151V152H179ZM184 151V152H185ZM190 151L188 152L189 154H190ZM55 152H56V148H55ZM79 152H80V150H79ZM156 152H158V151H156ZM224 152V153H223ZM235 152V153H234ZM237 152V153H236ZM45 153V154H44ZM50 153V152H49ZM48 153V154H49ZM51 153H53V152H51ZM73 153V152H72ZM172 153V152H171ZM179 153V154H178ZM187 153V154H188ZM226 153V154H225ZM229 153H233V154H230V155H228ZM44 154V155H43ZM159 154V153H158ZM184 154V153H183ZM200 154V155H199ZM250 155V158L248 157L249 155ZM42 155V156H41ZM191 155V154H190ZM242 156V158H241V156ZM248 155V156H247ZM257 155H258V153H257ZM47 156V155H46ZM197 156V157H196ZM172 157V156H171ZM183 157H185V159L187 158V156L186 155H184V156H182V158ZM247 157V159H243V158H246ZM252 157H254V158H252ZM30 158V159H29ZM33 159V160H32ZM68 159V160H67ZM197 159V160H198ZM255 159V160H254ZM21 160V161H20ZM26 160H29L31 163H32V166H31V164H30V166H29V164H28V167H27V164H24L25 162L27 163V161ZM71 160V159H70ZM184 160V159H183ZM245 160V161H248V163H249V165L247 164V163H245V162H243V161ZM253 160V161H252ZM25 161V162H24ZM29 161H28V163H29ZM66 161H68V162H66ZM174 161V162H173ZM179 161V162H178ZM262 161V162H261ZM21 162L22 164L21 165H23V166H25L26 168H29V167H31V169L30 170H28L27 169V171H26V169H24L19 163ZM45 162V163H44ZM48 162V161H47ZM63 162V161H62ZM178 162V163H177ZM13 163L15 164V165H13ZM48 163V164H49ZM66 163H68L69 165H67ZM71 163V162H70ZM22 167H20L19 165ZM48 166V167H51L52 169H48L47 167H46V165ZM245 164H247V166L245 165ZM250 164H252V166L250 165ZM262 164V165H261ZM11 165V166H10ZM66 165V166H65ZM199 165V166H200ZM245 165V166H244ZM13 166H15V167H13ZM17 166H19L20 168V171H19V169H18V167ZM61 166H62V170H60L61 169ZM198 166V168L200 169V167ZM251 166V167H250ZM11 167V168H10ZM15 168L17 169L16 171H19V172H15ZM176 168V167H175ZM259 168V167H258ZM262 168H260L261 170H262ZM21 169H23V171L25 170V172H29V174L28 173H25L24 172V174H22L23 172L21 171ZM84 169H85V166H84ZM83 169V170H84ZM179 169V168H178ZM200 169V171L202 172V171H204V169L203 170H201ZM219 170V172H218V170ZM235 169H238V170H235ZM49 170H57V173L59 172V174H55V173H51V171L49 172ZM198 170V169H197ZM14 171V172H13ZM53 171V172H54ZM61 171V172H60ZM199 171V172H200ZM214 171V170H213ZM236 172V174H235V172ZM255 171V172H254ZM21 172V173H20ZM56 172V171H55ZM115 172H116V170H115ZM205 172V171H204ZM204 172H202V173H199V174H197L198 173V171H197V173L195 172V175L197 174L199 177L201 176V180L202 179H204L205 181H207L206 183H208V180H209V178L211 177H209L208 178V180H207V177H204V178H202L203 176L202 175H204ZM206 172H208V171H206ZM205 172V173H206ZM211 172V171H210ZM237 172H238V174H237ZM251 172H253V174H251ZM13 173V174H12ZM60 173L62 174V175H60ZM209 173V172H208ZM260 173H261V171H260ZM12 174V175H11ZM18 176V174H19V176L20 175H22V177H17L16 175ZM200 174H202V175H200ZM207 174V173H206ZM11 175V176H10ZM32 175V176H31ZM59 175L61 176L60 178H58V180H57V177H59ZM118 175V174H117ZM116 175V176H117ZM196 175V176H197ZM251 177V178H249V176ZM253 176V178H252V176ZM254 175H255V177H254ZM13 176H16L17 177V181H18V183L19 182H21L20 181V179H23V181H25L26 183H27V185H25L26 183L25 182H23V183H21V185H19V184H17V185H19V186H21L22 187V185L25 187L24 188V192H23V189H22V192L21 191H19L18 189H19V186H18V191L16 192V190H15V188L17 187V185L16 186H13V184L15 183V177H13ZM205 176V175H204ZM236 176H239V177H237L236 178ZM248 176V177H247ZM260 176V177H259ZM9 177H10V179H9ZM65 177V176H64ZM62 178V179H64V181H65V178L67 179L68 177H65V178ZM118 177V184L120 183V181H119V177H121L120 179H123L122 178V176L121 175H118L117 176ZM14 178V181L12 180ZM20 178V179H19ZM242 178L244 179L243 181L244 182H241L242 181ZM255 178H257V179H255ZM6 179V180H5ZM19 179V180H18ZM34 179V180H33ZM214 179V178H213ZM248 179V180H247ZM252 179L253 180H258V182L256 181V182H251L252 181ZM30 180V181H29ZM67 180H69V184L67 183V185L65 184V182L63 181V184H65V186H69V196L70 195H72L71 194V190H72V193H73V191H76V190H78L76 187H74L73 186V181H70V179H67ZM211 180H212V177H211ZM221 180L223 181L222 182V184L220 185H218L217 186V183H218V181H219V183L221 182ZM236 180H238V182L236 181ZM239 180H241V181H239ZM251 180V181H250ZM5 182L6 184H8L9 186H7L5 183H2V182ZM10 181H12V182H10ZM32 181V182H31ZM210 181V180H209ZM233 181V182H232ZM235 181H236V184H235ZM251 183H250V182ZM9 182V183H8ZM34 182V183H33ZM104 183L105 182H107L106 180H104L103 181ZM229 182V183H228ZM232 182V183H231ZM13 183V184H12ZM25 183V184H24ZM72 183V184H71ZM230 184V186L232 185V187H229L228 186V184ZM235 185H234V184ZM241 183H242V185H241ZM257 183V184H256ZM2 184H5L6 186H7V188L9 187V190L6 188V186L5 185H2ZM120 184H122V181H121V183ZM119 184V185H120ZM246 184H248V185H246ZM261 184V185H260ZM72 187H71V186ZM4 186V187H3ZM26 186H28V187H26ZM30 186V187H29ZM78 186V185H77ZM105 186V185H104ZM108 185L106 184V187H107ZM225 186H223V189L225 188ZM229 187V190H228V187ZM235 186H238V187H236L235 189H234V187ZM248 186V187H247ZM264 186V185H263ZM13 187H15V188H13ZM60 187H63V188H60ZM70 187H71V190H70ZM103 187V184H102V186H100V188H102ZM106 187H104L105 189H106ZM244 187H247V188H249V189H247L246 190V188H244ZM3 188H4V190H3ZM27 188V189H26ZM60 188V189H59ZM66 190H65V189ZM75 188V189H74ZM99 188V191H98V189H97V191H96V193H92L93 195H95V196H92V198H91V196H89L91 199H93V198H96L95 200H93V202H94V204L100 199V196H98L99 195V192H101L102 191V189H100ZM233 188V189H232ZM239 188H242L243 190H240V191H238L239 190ZM256 188H257V190H256ZM260 188V189H259ZM262 188V189H261ZM2 189V190H1ZM12 189H13V191H12ZM20 189V190H21ZM57 189H59V193H58V191H57ZM65 190V191H62V190ZM105 189H103V193L105 192V193H107V191H105ZM108 189V188H107ZM254 189H251V190H254ZM8 190V196L6 195V191ZM27 190V191H26ZM56 190V191H55ZM101 190V191H100ZM236 190V191H235ZM245 190V191H244ZM262 190V191H261ZM57 192V194H58V196L55 194V192ZM78 191H80L81 192V190L79 189ZM87 191H89V190H87ZM238 191V192H237ZM61 192V193H60ZM62 192H63V194H62ZM91 192H93L92 190L91 191H89L88 192V195L91 193ZM242 192V193H241ZM82 193V192H81ZM81 193H80V195H81ZM87 193V192H86ZM104 193V194H105ZM224 193H222V194H224ZM229 194V196L227 195V197L228 198H231L232 197V195L230 194V192H228ZM261 193V194H260ZM53 194H55L57 197H58V200H57V198H55V199H53L54 198V196H52ZM60 194V195H59ZM62 194V195H61ZM75 194V197L74 196H72V198H75V199H69V202H71L70 204H69V202L67 201L68 199V195H67V200H64V201H66V204H67V202H68V204L69 205H71L70 207L69 206H67V207H69V208H66V209H68V211H78V207H75V205L77 206V204H74V203H80V202H82V200L80 199V201H79V198H80V196H78V194L77 193H73V195ZM5 195L7 196V197H5ZM233 195V196H234ZM59 196H60V200H59ZM79 197V198H77V197ZM224 196H225V194H224ZM254 196H249L248 195V197H250L251 199L254 197ZM259 196H257V197H259ZM4 197H5V199H4ZM26 198L27 200H25V201H23V203L22 202H20V200L22 201V199L23 198ZM254 197V198H255ZM263 197V198H262ZM3 200H2V199ZM17 198V199H16ZM98 198V199H97ZM250 198H248V199H250ZM11 199V198H10ZM45 199V201H43V203L41 204L40 203V201H42V200H44ZM250 199V200H251ZM7 200V199H6ZM15 200H18L19 202H20V206L18 207L20 210H18L17 211V209H13V208H11V209H13V210H11L10 209V205L12 204H16V201ZM57 200V201H56ZM71 200V201H70ZM78 200V202H75V201H77ZM258 200L260 201V202H258ZM15 201V202H14ZM251 201H253V200H251ZM3 202V203H2ZM25 202V203H24ZM248 203H249V201H247ZM247 202H244L245 203V207L244 208H247L246 206H247ZM253 203V204H251V206L254 208L256 205H257V203ZM45 203V204H44ZM251 203V202H250ZM250 203L248 204V205H250ZM6 204V203H5ZM39 204H41L40 206V209H35L34 210V208L36 207V206H39ZM81 204V203H80ZM79 205V204H78ZM8 206H9V209H8ZM22 206V207H21ZM73 206V207H72ZM81 206V208L83 209L84 208V205L83 204H81L80 205ZM94 206H96L95 207V209H99L100 208V203H99V201L97 202V204H95ZM250 206V207H251ZM258 206V205H257ZM16 207H17V204H16ZM59 207V208H58ZM72 207V210L70 209ZM75 207V208H74ZM98 207V208H97ZM250 207L248 206V208L250 209ZM251 207V208H252ZM37 208V207H36ZM77 208V209H76ZM243 208V207H242ZM247 208V209H248ZM253 208H252V210H253ZM256 208H258V207H256ZM3 209V208H2ZM2 209H1V211H2ZM70 209V210H69ZM79 209V211L77 212H75V214H76V216H77V214L79 213V215L81 216H84V214L86 213V208H85V210L83 209ZM239 210H240V207L238 208ZM261 209H262V211H261ZM4 210V211H5ZM36 210H39L40 212H41V214L43 215V216H41L42 218L41 219H39V220H41L40 222H39V220L37 219L38 217V214H36V213H39V211L38 212H34V211H36ZM235 210V209H234ZM233 210V211H234ZM238 210V212L240 213V211ZM244 210V209H243ZM242 210V211H243ZM11 211H13L12 213H11ZM82 211V212H81ZM250 211V210H249ZM254 211H255V209H254ZM14 212H16V214L14 213ZM66 212H67V210H66ZM73 212V213H74ZM84 212V213H83ZM237 212V211H236ZM236 212H234L235 214H237ZM256 212V211H255ZM14 213V214H13ZM34 213L37 215V216H34ZM88 213V212H87ZM234 213H233V216L236 218V217H240V214L238 213L237 214V216L236 215H234ZM243 213H245V211L244 212H242V214ZM253 213V212H252ZM250 214V212H248V213H246V214H241L242 215V218L244 217V220L246 219V217L245 216H247L248 214H250L251 216L253 215V214ZM5 215V217L4 216H2V215ZM67 214V213H66ZM69 214L70 215H72L71 214V212H69L68 214H67V216H69ZM8 215V214H7ZM39 215H40V213H39ZM78 215V216H79ZM232 215V214H231ZM245 215V216H244ZM250 215H248V218L249 217H251ZM77 216V218H80V216L78 217ZM93 213H91L89 216H87V222H88V219H90L89 220V222L88 223H86L87 224V227H89L88 226V224L90 225V227L89 228H87V229H90L91 228V224H90V222L92 223V224H94V226H95V223H93V221H94V219H93ZM14 217V218H13ZM34 217V218H33ZM35 217H36V220L38 221V223H39V226L41 227V225H42V227H44L45 228V230H47V231H49V232H46V233H44L43 234V230H44V228H43V230L41 231V234L42 235H40L39 234V236H42V238H40V237H37V231H39V227H37V228H35V223H36V225H38L37 224V222L35 221ZM238 217V218H239ZM255 217L257 218H260L259 216H257L256 214H255ZM254 217V218H255ZM20 218V219H19ZM34 219V221H33V219ZM71 217H69V218H65V221H66V219H67V224H65V222H63L62 223V226L65 228V227H67V225L69 224V222L70 221H73V220H71L70 219ZM253 218V219H254ZM6 219V220H5ZM32 219V220H31ZM70 220V221H69ZM91 220H93V221H91ZM251 220V219H250ZM262 220V222H264L263 220H264V218L263 219H261ZM6 221V222H5ZM30 221H31V223H30ZM247 221H249V220H245V222L247 223ZM32 222H34V223H32ZM95 222V221H94ZM251 222V221H250ZM254 222H258V221H254ZM253 222V223H254ZM19 223V224H18ZM29 223L30 224H33V226H34V228L37 230L36 232L34 231V229H33V234L31 233L32 231H29L30 229H31V225H29ZM61 223V222H60ZM60 223H58L60 226H61V224ZM72 222H70V225H68L69 227L71 226V225H76V224H71ZM253 223H251V224H253ZM259 223L261 224V222H260V220H259ZM259 223H256V224H259ZM41 224V225H40ZM85 224V225H86ZM248 225H249V222L247 223ZM5 225V226H4ZM26 225H28V226H26ZM66 225V226H65ZM263 225V224H262ZM29 226H31L30 227V229H29ZM52 226H55V228H53ZM256 226V225H255ZM51 227H52V229H51ZM63 227H61L62 229H63ZM68 227V229L66 230V229H63V230H66V231H68V230H70V228ZM33 228V227H32ZM61 228H59V231H62V229ZM3 229V230H2ZM5 229V230H4ZM51 229V230H50ZM53 229H55V230H53ZM61 229V230H60ZM71 231H74L73 230V226L71 227ZM10 230V231H9ZM16 230V231H15ZM32 230V229H31ZM5 231V232H4ZM7 231V232H6ZM18 231V232H17ZM21 231H22V233H21ZM27 231L28 232H30V233H27ZM50 231H53V232H51V234H50ZM65 231V232H66ZM11 232V233H10ZM35 232V233H34ZM65 232H63V233H65ZM2 233V234H1ZM5 233V234H4ZM12 233L14 234V239H15V241H12V239L13 238H11L10 239V237L12 236ZM17 233V234H16ZM39 233H40V231H39ZM49 234V235H47L46 236V234ZM56 233H55V235H56ZM63 233H61V232H58V234H59V236L60 235H62V236H64V238L62 237V236H60V237H62L60 240L61 241H59V239L58 238H56V239H58V241L60 242L59 244H61V245H59L58 244V242H57V245L60 247V246H62V247H64V248H62L61 247V249H62V253H60V249H58V252L62 255H64V256H66L65 258H63V256H62V258L64 259L63 260V262L61 263L60 262V260L62 259V258H60V260H59V262L61 263V264H73L74 262H76V263H74V264H85L86 262L88 263V264H90V260L91 259H94L95 257H98V258H95L96 260L97 259H99V263H101V264H105L104 262H106V253H102L103 252V249H102V252L100 253V254H97V252H100V248H104V252H105V245H104V243H100V242H103L102 240H99V238H92L93 240H94V242L95 241H98V243L101 245H99L97 242H96V245H94V242H91L92 241V239L91 240H89L90 239V237L88 238V237H85L86 235H84V236H80V237H78V236H76V238L75 239H77L78 238V241L77 240H75L74 238H71V237H73V236H75V234H71V232H70V234L71 235H73V236H67V235H64ZM19 234V235H18ZM26 234V235H25ZM35 234H36V236H35ZM57 234V235H58ZM67 234V233H66ZM3 235V236H2ZM5 235V236H4ZM11 235V236H10ZM45 237H44V236ZM55 235H53V236H55ZM15 236H16V238H15ZM19 236V237H18ZM26 236V237H25ZM29 236V237H28ZM50 236V237H51ZM9 239H8V238ZM24 237V238H23ZM50 237H48L47 239H45L46 241L47 240H49V238ZM57 237V236H56ZM85 237V238H84ZM96 237V236H95ZM18 238H20V239H18ZM40 238V239H39ZM52 238V237H51ZM50 238V239H51ZM54 238V237H53ZM68 238H70V239H68ZM82 238H84L85 240H86V242H85V240L83 241V239ZM13 239V240H14ZM79 239H81V240H79ZM87 239H88V241H87ZM23 240V241H22ZM25 240V241H24ZM77 241V242H79V244L80 243H83V244H85V245H83V244H81V245H83L84 246V248L83 247H80V245H78V246H76V244H78V243H73L74 241ZM8 241V242H7ZM12 241V242H11ZM20 241V242H19ZM57 241V240H56ZM56 241H55V243H56ZM66 241V242H65ZM70 241V242H69ZM73 241V242H72ZM82 241V242H81ZM10 242V243H9ZM14 242H16V243H14ZM31 244H30V243ZM34 244H33V243ZM40 242H42V244L40 243ZM48 242V241H47ZM52 242H54V241H52ZM52 242H51V245H52ZM71 242L74 244V246L71 244ZM85 242V243H84ZM2 244H3V246L4 247H1L2 246ZM14 244V246H16L14 249H15V251H14V249H13V247L14 246H12V245ZM19 244V245H18ZM35 244H36V246H39V245H43V246H45V247H43L44 249V252H45V254L44 253H42V251H39V249L41 248L42 249V247L40 246L39 248L38 247H36L35 246ZM49 244H50V242H49ZM48 244V245H49ZM69 244H71V245H69ZM91 246H90V245ZM93 244V245H92ZM7 245H10V247L12 246V249H10V247H8ZM55 245V244H54ZM54 245H52V247L54 246ZM56 245V246H57ZM67 245H68V247H67ZM86 245H89V246H86ZM57 246V247H58ZM87 248H86V247ZM94 246V247H93ZM98 246H100V248L98 247ZM103 246V247H102ZM6 247H8V248H6ZM25 247V248H24ZM31 247V248H30ZM33 247V248H32ZM35 247V248H34ZM55 247V246H54ZM58 247V248H59ZM72 247H74L73 249H79V248H83L84 250H79V252H78V249L76 250L77 252H78V254H77V252H75V250H72L71 248ZM90 247V248H89ZM22 249V251L20 250V249ZM49 248V247H48ZM86 248V249H85ZM91 248H93L94 249V255L95 254H97L98 256H96L95 255V257H94V255L92 254V252H93V249H92V252L90 251L91 250ZM97 248H99V249H97ZM28 249H29V252L30 253H28ZM31 249H37L38 250V252L39 253H36L35 251H33V252H35V253H33L32 252V254H31ZM54 249V248H53ZM71 249V250H70ZM89 249V250H88ZM12 250V253L10 252ZM48 250V249H47ZM46 250V251H47ZM68 250V251H67ZM87 250V251H86ZM97 250H99V251H97ZM3 251V252H2ZM8 251V252H7ZM65 251V252H64ZM72 251V252H71ZM74 251V252H73ZM81 251V252H80ZM95 251H97L96 253H95ZM20 252V253H19ZM24 252V253H23ZM90 252V253H89ZM4 253V254H3ZM7 253V254H6ZM52 253H53V251H52ZM58 253V256L59 257H61L60 256V254ZM80 253V254H79ZM81 253H82V256H81ZM86 253V254H85ZM88 253V254H87ZM6 254V255H5ZM40 254H41V256H40ZM73 254V255H72ZM75 254V255H74ZM77 254V255H76ZM88 255V257L87 256H85V255ZM105 255V257H104V255ZM13 255V256H12ZM46 255V256H45ZM103 255V256H102ZM5 256V257H4ZM45 256V257H44ZM52 256H53V254H52ZM57 256V255H56ZM55 256V257H56ZM73 256V257H72ZM99 256H102V258L101 257H99ZM40 257L42 258H44L42 261L44 262V263H42L41 262V260H40ZM75 257V258H74ZM92 257V258H91ZM48 258H46V259H48ZM69 258V259H68ZM73 258V259H72ZM79 258H81V260L79 259ZM85 258V259H84ZM87 258H88V260H87ZM100 258H101V260L102 259H104L105 258V261L104 260H102L103 262H100L101 260H100ZM5 259H7V260H5ZM52 259H54V257L52 258ZM56 259V258H55ZM54 259V260H55ZM77 259H79V260H77ZM3 260V261H2ZM5 260V261H4ZM51 260V259H50ZM50 260H49V262H50ZM94 261V262H96V263H94V262H92L91 264H98V262L97 261ZM9 261V262H8ZM39 261H38V264H39ZM47 262H48V260H46ZM56 261V260H55ZM55 261H53V262H51V264H53V263H55ZM58 261V260H57ZM68 261V262H67ZM70 261V262H69ZM80 261V262H79ZM84 261V262H83ZM5 262V263H4ZM8 262V263H7ZM73 262V263H72ZM60 263H58V264H60ZM86 263V264H87ZM48 264H50V263H48Z\"/></svg>",
  "mask_w": 264,
  "mask_h": 264
},
{
  "label": "bare ground",
  "instance_id": "2",
  "mask_svg": "<svg viewBox=\"0 0 264 264\" xmlns=\"http://www.w3.org/2000/svg\"><path fill=\"white\" fill-rule=\"evenodd\" d=\"M118 3L120 2V3H123V5H125V7L124 6H122V8L119 6V5H117V6H119V8L117 7V9H119V10H121L122 9V11H123V13H125L123 16H124V18L125 19H133L134 18V20H137V19H141V18H143L144 17V15L143 14H146V12H147V17H145V18H143L144 19V21L145 22H143V23H141L142 22V20H140V22L139 23H141V25L136 21V24L138 25L139 24V26H142V24H145L146 23V19H149L148 21H147V23L148 22H150L149 24L151 25V23H152V25H156V26H158V23L160 22V21H162V19H163V17H165L167 20L166 21H168V27L172 24L173 25V27L176 29V31H178V30H183V32H187V30H189L188 29V25L186 26L185 25V23H188V24H193V25H198V24H211V22H214V24L215 23H217L216 21H215V19H214V21L212 20V18H214L212 15V17L210 18L209 16H210V14H209V16H208V13L210 12H214L215 14H218V16L217 17H224V13H226V12H224V10L226 9V8H224V6L222 7V8H218V6H220V4L216 7V6H214V5H212V3L211 2H209L208 0H185L187 3H185V5H187V6H184V4H181L180 2H178V1H176V4H177V2H178V4L176 5V4H174V0H167V5L166 4H162V3H164L162 0V3L160 2V0H153V2H151L150 3V1L148 2L147 0V2H145V0H134V1H136L137 2V5H134V7H133V1L131 0V2L129 1V5L131 6V8H130V10L128 9H126V11H125V8H126V4L125 3H128V1H124L123 2V0H122V2L121 1H118V0H116ZM152 1V0H151ZM219 0H217V2H218ZM224 1V0H223ZM226 1V0H225ZM252 1V0H251ZM256 0H254V2H255ZM112 2H113V0H112ZM181 2H182V0H181ZM216 2V3H217ZM231 2H233V5H234V1L233 0H231ZM249 2V1H248ZM247 2V3H248ZM253 2V1H252ZM150 3V4H149ZM210 3H211V5H210ZM219 3V2H218ZM217 3V4H218ZM227 3V2H226ZM228 3H230V2H228ZM257 3H259V4H263L264 3V0H258V2ZM135 4V3H134ZM160 4H162L163 6V8L165 7V9L166 10H169L168 12H167V14L166 15H168V18L166 17V15H165V13H164V11H163V9H161L162 7H160L161 5ZM222 4V3H221ZM244 4V3H243ZM243 4H242V6H243ZM253 4V3H252ZM251 4V5H252ZM256 4V3H255ZM258 4V5H259ZM128 5V6H129ZM166 5V6H165ZM223 5H225L224 3H223ZM250 4H249V6H251ZM257 5V4H256ZM129 6V7H130ZM138 6V7H137ZM148 6H149V8H148ZM114 7V6H113ZM112 7V8H113ZM128 7V8H129ZM132 7H133V9H132ZM159 7H160V9H159ZM168 9H167V8ZM228 7V6H227ZM236 7V6H235ZM247 7V6H246ZM109 8H111V7H109ZM121 8V9H120ZM158 8V11L156 10ZM255 8V7H254ZM258 8V7H257ZM134 9H137L136 11H134ZM157 11V12H155V10ZM198 9H201V10H204L205 12H203V13H199L198 15H197V17H198V21H197V19H195L196 18V15H194L195 13H193V12H191V13H193V15H194V17L193 18H189L188 17V15H186V13L187 14H189L188 12L189 11H194V12H197V11H195V10H198ZM230 9V8H229ZM233 9V8H232ZM237 9H239V8H237ZM241 9V8H240ZM110 10V9H109ZM113 10V9H112ZM153 10V11H152ZM160 10H161V12H163V13H161L160 12ZM231 10V9H230ZM236 10V9H235ZM248 10H249V8H248ZM247 10V11H248ZM115 11H116V8L114 7V11H113V13H109V14H111L110 16H111V18L113 17L112 16V14H114L115 13ZM125 11V12H124ZM152 11V13L155 15V13H156V16L155 17H158V18H156L157 20H159V22L157 21H153V20H156L155 19V17H154V15L152 14L150 17H148V14H149V12H151ZM199 12H200V10H198ZM244 11V10H243ZM110 12H112V11H110ZM158 12H160V14L158 13ZM166 12V11H165ZM233 12V11H232ZM241 12V11H240ZM245 12V11H244ZM243 12V13H244ZM250 12V11H249ZM258 12V11H257ZM259 12H261V11H259ZM116 13H119V12H117L116 11ZM158 13V14H157ZM213 13V14H214ZM229 13V12H228ZM239 13V12H238ZM254 13V12H253ZM119 15V18L121 19V17L120 16H122V15ZM164 16H163V15ZM171 14V17H169V15ZM197 14V13H196ZM214 14V15H215ZM227 14V13H226ZM225 14V15H226ZM232 14V13H231ZM235 14V13H234ZM236 14H237V12H236ZM247 14V13H246ZM245 14V15H246ZM158 15V16H157ZM160 15V16H159ZM229 15V14H228ZM227 15V16H228ZM240 15H241V13H240ZM114 16H118V15H114ZM123 16H122V20H121V22L123 21ZM153 16V20L151 19V17ZM182 16H183V18H182ZM192 16V15H191ZM251 16V18H249V19H251V21L252 20H254L253 18H252V15H250ZM255 16H256V13H255ZM262 16V15H261ZM237 17V16H236ZM247 17V16H246ZM259 17V16H258ZM113 18H115V17H113ZM111 19L113 22L115 21V19ZM136 18V19H135ZM248 18V17H247ZM256 18H257V16H256ZM261 18V17H260ZM118 19V18H117ZM170 21H169V20ZM195 21H194V20ZM217 20H218V18H216ZM239 19V18H238ZM241 19H242V17H241ZM241 19H240V22H242L241 21ZM249 19L247 20V21H249ZM257 19H259V18H257ZM127 20V22H126V20H124V22H126L127 23V26H135V22L133 23V21L134 20H132V21H130V23L131 24H129V21ZM164 20V19H163ZM222 20V19H221ZM225 20V19H224ZM237 20V19H236ZM243 20H246V19H243ZM120 21V20H119ZM153 21V22H152ZM165 20H164V22H166ZM227 21H228V18H227ZM247 21H245V22H247ZM258 21V20H257ZM117 22H118V20L117 21H115L114 22V24H112V22H111V24L112 25H114L113 27L116 29V33H117V35H119L120 34V36H121V34L123 33V32H121V33H119V31L123 28H120L119 26H121V25H117V26H115V24H117ZM226 22V21H225ZM229 22H231V21H229ZM254 22H255V20H254ZM263 22V21H262ZM119 24H120V22H118ZM147 23H146V25H147ZM154 23V24H153ZM235 23V22H234ZM255 23H257V22H255ZM110 24V25H111ZM121 24H123V22L121 23ZM125 24V23H124ZM129 24V25H128ZM134 24V25H133ZM148 24V25H149ZM160 25L162 24V22H160L159 23ZM164 24H166L167 25V23H164ZM182 24V25H181ZM209 24V25H210ZM218 24H219V22H218ZM217 24V25H218ZM259 24V23H258ZM112 25L110 26V28H112ZM147 25V26H148ZM148 26L149 27V29H151L152 30V27H154V26ZM163 25V24H162ZM166 25H165V27H164V25L161 27L162 29L164 28L165 30H166V34H167V37H168V34H169V37H168V39H169V41H167V43L169 44V46H167L166 48H165V46L166 45H168L166 42V45L164 46V49L162 50V52L160 51V49L158 48V49H156V48H154V43H155V40L153 39V42H151L152 41V37L153 38H155L154 37V34H153V32L151 31V33L150 34H153V36L151 37V35L150 36H148L147 35V33H145V35H146V37H151V41H150V39H148V42L150 41V43L151 44H148L147 43V39L146 40H143V41H146V43L148 44V45H145V43L144 44H141L140 45V48L142 47V48H146V47H143L144 45L145 46H150L149 48L150 49H146V51H145V55H147V57H149V59H151L152 57H154L155 56V54H156V52L155 53H153V51H160L159 52V54H163L164 56L166 55H168V54H170L171 52H173L172 54H171V56H169V59L171 58L172 59V56H176V54L177 53H175L176 52V50H179L180 48H181V46H179L180 44H178V46H179V49H178V46L177 45H175V42L176 41H174V40H176L175 38H174V40L172 39V37H171V35H172V33L170 34V33H167V29H166ZM171 25V26H172ZM200 25H198L197 27H199V29H200ZM212 25V24H211ZM219 25H222V24H219ZM232 25V24H231ZM236 25V24H235ZM241 25V24H240ZM239 25V26H240ZM252 25H253V23H252ZM122 26H125V25H122ZM130 26H129V28H130ZM139 26H138V28H139ZM146 26V28H145V25H143V27H144V31H145V29H147L148 27ZM203 26V25H202ZM215 26V25H214ZM223 26V29L224 28H226V27H224V25H222ZM241 26H243V25H241ZM247 26V25H246ZM255 26H257V24L255 25ZM117 27V28H116ZM137 27V26H136ZM151 27V28H150ZM160 27V26H159ZM167 27V28H168ZM192 26H190V29H192L191 28ZM235 27V26H234ZM233 27V28H234ZM243 27H245V26H243ZM243 27H242V29H243ZM248 27V29H249V25L247 26ZM259 27H263V26H259ZM120 29L119 31L117 30V29ZM128 27H125L124 29L126 30ZM127 29L128 31H127V34L126 33H124L123 35H125L126 34V37L125 38H127L126 40H128L129 41V39H130V34L131 33H129L128 34V32H130V30H131V28L130 29ZM141 28V27H140ZM206 28V27H205ZM228 28V27H227ZM246 28V27H245ZM243 29V30H248V29ZM115 29H114V31H115ZM133 30H137V29H134V28H132ZM178 29V30H177ZM195 30H197L196 29V27L194 28ZM218 29V28H217ZM216 29V30H217ZM219 29H221L220 27H219ZM236 29V28H235ZM238 29V28H237ZM240 29V28H239ZM132 30V31H133ZM164 30V31H165ZM169 30H171V28L169 27ZM241 30V29H240ZM253 30V29H252ZM255 30V29H254ZM110 31H111V33L113 32V35L115 34V32L114 31H112V29H110ZM149 30H147V32H148ZM189 31H191V30H189ZM200 31H202V30H200ZM200 31H199V33H200ZM210 31V30H209ZM219 32H220V30H218ZM224 32H226V30H223ZM228 31V30H227ZM236 31V30H235ZM251 31V30H250ZM257 31V30H256ZM264 31V30H263ZM126 32V31H125ZM178 32H182V31H178ZM183 32H182V34H183ZM194 32V31H193ZM197 32V31H196ZM204 32V31H203ZM219 32H218V34H219ZM248 32V31H247ZM260 32V31H259ZM110 33V34H111ZM119 33V34H118ZM133 33V32H132ZM137 33H140V31L139 32H137ZM163 33V32H162ZM174 33V32H173ZM191 33H192V31H191ZM206 33H207V31H206ZM222 33V32H221ZM230 33H231V31H230ZM229 33V34H230ZM242 33H243V31H242ZM109 34V35H110ZM176 34V33H175ZM184 34H186V33H184ZM227 34V33H226ZM228 34V35H229ZM232 34V33H231ZM231 34H230V36H229V39L228 40H232V39H230V37H231ZM243 34H245V31H244V33ZM250 34V33H249ZM117 35H115V36H117ZM132 35V34H131ZM142 35V34H141ZM141 35H139V36H141ZM177 35V34H176ZM176 35H174L175 37H176ZM187 35V34H186ZM201 35H204V33H202ZM209 35V34H208ZM221 35V34H220ZM250 35H252V34H250ZM249 35V36H250ZM260 35V34H259ZM112 36V35H111ZM110 36V37H111ZM119 36V37H120ZM161 36V35H160ZM166 36V35H165ZM164 36V37H165ZM173 36V37H174ZM206 36V35H205ZM212 36V35H211ZM215 36V35H214ZM235 36V35H234ZM233 36V37H234ZM237 36V35H236ZM254 36V35H253ZM261 37H262V35H260ZM119 37H115V38H117V40L115 41V44H114V42H112V44H114L113 45V49H114V47H116L115 45H116V43H117V41H119ZM128 37H129V39H128ZM135 37V36H134ZM134 37H131V39L132 38H134ZM136 37H138V36H136ZM145 37V38H146ZM183 37V36H182ZM209 37H210V35H209ZM223 36H221V38H222ZM232 37V38H233ZM144 38V39H145ZM181 38V37H180ZM179 38V39H180ZM217 38H218V35H217ZM220 38V37H219ZM223 38H225V37H223ZM122 39H123V36H122ZM136 39V38H135ZM140 39V38H139ZM166 39V38H165ZM206 39H208V38H206ZM205 39V40H206ZM210 39V38H209ZM235 39V38H234ZM113 41L112 39H109V41ZM126 40H124L125 42H126ZM159 39L157 38L156 39V41L157 42H162V41H158ZM184 40H185V38H184ZM220 40V39H219ZM225 40V39H224ZM108 41V42H109ZM121 41V40H120ZM226 41V40H225ZM233 41V40H232ZM122 42H123V40H122ZM132 42H134V46L133 45H131V47L129 46V45H126V47H124L125 49H126V53L127 54H125L126 55V57H127V55H129L130 53H129V49L130 48H132V46L133 47H135V45H136V43H135V40L134 41H132ZM132 42H131V44H132ZM136 42H138V41H136ZM142 42V41H141ZM157 42H156V44H157ZM179 42V41H178ZM182 42H184V41H182ZM181 42V44H183ZM211 42H212V40H211ZM217 42V41H216ZM215 42V40H214V42L213 43H216ZM221 42L223 43L224 41H222L221 40ZM234 42H236V41H234ZM139 43V42H138ZM153 43V44H152ZM177 43V42H176ZM185 43H186V40H185ZM188 43V42H187ZM210 43V42H209ZM227 44H228V42H226ZM110 44V43H109ZM140 44V43H139ZM139 44H137V47H135V50H138L137 48H139ZM160 44V45H159ZM158 45L159 46H161L162 45V43H159ZM218 44V43H217ZM216 44V45H217ZM111 45V44H110ZM109 45V47L111 48V46ZM118 45H120V47H121V42H120V44L119 43H117V46ZM157 45V46H158ZM186 45V44H185ZM215 45V46H216ZM219 45V44H218ZM217 45V46H218ZM224 45H226V44H224ZM232 45V44H231ZM130 48H129V47ZM156 46V45H155ZM184 46V45H183ZM182 46V47H183ZM228 46V45H227ZM230 46V45H229ZM168 47H170V50H171V48H172V50H171V52L169 51V49H167ZM233 47V46H232ZM239 47V46H238ZM109 48V49H110ZM111 48V49H112ZM123 48V47H122ZM123 48V49H124ZM141 48V49H142ZM154 48V49H153ZM162 48H163V46H162ZM184 48V47H183ZM216 48V47H215ZM218 48V47H217ZM216 48V49H217ZM221 48H223V47H221ZM227 48H229V47H227ZM241 48V47H240ZM246 48V47H245ZM112 49V50H113ZM116 49V52H117V47L115 48ZM115 49H114V51H115ZM166 49L169 51V53L167 54V52H166ZM230 49H232L231 47H230ZM242 49V48H241ZM240 49V50H241ZM120 52H122L123 53V51H122V49L120 48ZM131 50V49H130ZM142 50H144V49H142ZM148 50H151V51H149V52H147ZM181 50V49H180ZM179 50V51H180ZM183 50V49H182ZM181 50V51H182ZM220 51H222L223 52V50H221V49H219ZM109 51V50H108ZM107 51V52H108ZM113 51V52H114ZM125 51V50H124ZM131 51H133V49L131 50ZM138 51H140V49L138 50ZM165 51V52H164ZM185 51H186V49H185ZM224 51H226V50H224ZM231 51V50H230ZM243 51V50H242ZM250 51V50H249ZM119 52V53H120ZM136 53H138L137 51H135ZM134 52V53H135ZM142 51H140L138 54H136L135 53V56H136V59H133L134 61H138V58H140L141 56L139 55L140 53H141ZM150 52H152L153 54H154V56L150 53ZM182 52H184V50L182 51ZM181 52V53H182ZM238 52V51H237ZM118 53V52H117ZM149 55H148V54ZM166 53V54H165ZM175 53V54H174ZM180 52H179V58H180V54H181ZM198 53V52H197ZM196 53V54H197ZM225 54H227L226 52H224ZM245 53V52H244ZM243 53V54H244ZM248 53V52H247ZM251 53V52H250ZM249 53V54H250ZM116 54V53H115ZM121 54V53H120ZM132 55H133V53H131ZM195 54V53H194ZM201 54V53H200ZM222 54V53H221ZM221 54H219V55H221ZM229 54V53H228ZM227 54V55H228ZM235 54V53H234ZM241 54H242V52H241ZM252 54H255V53H252ZM251 54V55H252ZM260 54V53H259ZM108 55H109V53H108ZM114 55V54H113ZM112 55V56H113ZM124 55V53L122 54V57H123V62H126V59H125V61H124V58H125V56H123ZM181 55H183V54H181ZM185 55V54H184ZM224 55V54H223ZM246 55V54H245ZM257 55V54H256ZM129 56H131V55H129ZM140 56V57H139ZM174 56V57H175ZM231 56V55H230ZM230 56H228L229 58H230ZM234 56V55H233ZM254 56V55H253ZM109 57H111V56H109ZM114 57V58H113ZM112 58L113 59H115V61L117 60L116 58H119V57H116L115 55L113 56ZM116 57V58H115ZM142 57H145L144 55L142 56ZM146 57V58H147ZM155 57H158L157 56V54H156V56ZM155 57L154 58H152L153 60H148L149 62H151V64L153 63V62H155ZM160 57V56H159ZM163 56L161 55V58H162ZM173 57V58H174ZM201 57V56H200ZM211 57H212V55H211ZM221 57H223L222 55H221ZM131 58H134V55L131 57ZM131 58H129V59H127L128 60V62L130 61H133V60H130ZM146 58H143L144 60H147ZM161 58H159V65L161 66V65H163L162 64V62H161ZM176 58V57H175ZM174 58V59H175ZM178 58V57H177ZM167 58H165L164 60H162V61H165ZM168 59V60H169ZM213 59V58H212ZM226 59V58H225ZM112 60V59H111ZM167 60V61H168ZM173 60V59H172ZM177 60V59H176ZM181 60V59H180ZM204 60H206L205 58H204ZM115 61H113L114 62V64H116V66H117V68L115 67V66H112V64H109V66L111 65V67H113V69H118V68H121V67H118V65H117V63H115ZM118 61V60H117ZM116 61V62H117ZM120 61L122 62V60L120 59ZM134 61H133V63H134ZM141 61H143L142 59H141ZM121 62H120V64H121ZM122 62V63H123ZM129 62V63H130ZM149 62H147L148 63V65L150 64ZM157 62H158V60H157ZM179 62V61H178ZM209 62V61H208ZM132 63V64H133ZM142 63H144V62H141V66H143V64ZM147 63H146V65H147ZM156 63V62H155ZM161 63V64H160ZM170 63H172V61L170 62ZM206 63V62H205ZM123 64H126V63H123ZM135 64H136V62H135ZM138 64H140V61H138L137 62V65L136 66H138L139 68H140V65H138ZM145 64V63H144ZM173 64V63H172ZM145 65V66H146ZM155 65H157V63L155 64ZM154 65V66H155ZM159 65H157V66H159ZM121 66V65H120ZM125 66V65H124ZM149 66H151V65H149ZM159 66V67H160ZM201 66H203V65H201ZM200 66V67H201ZM108 67V66H107ZM122 67H123V65H122ZM133 67V66H132ZM138 67H135V69H133V68H131V66H130V64H127L126 65V67H125V69H124V67L123 68H121V69H124V72H123V70H121L122 71V75H119V74H117L118 72L116 71V69H115V71L114 72H116V74H117V76H119L118 77V79H119V81H118V79L115 81L114 80V82L115 83H112L113 82V79L112 80H110V78H112L114 75V73L112 72L113 70L109 67L108 69H111L112 71H110V70H108L109 71V74H111V72L113 73L112 74V76L111 75H109L108 73V75L109 76H107V78L110 80H107V82L109 83L110 82V84L112 85V84H115V85H112V86H116V87H118L117 86V83H119L118 85H119V88H116L117 89V92H114L113 90L109 93V94H107L109 91H108V89L111 87L110 86V84H106L107 86H104L105 88L104 89H106V91L103 89V88H101V93H103V91H102V89L104 90V92H105V95L107 94V96L109 95L110 96V94L112 95V94H114V93H116V95H117V97L116 96H114V95H112V97L114 96L115 98H116V100H115V98H114V102H113V98L110 96V97H108L107 99H110L111 98V102H113L114 104H117L118 102H121V105L120 104H118V105H120V107H118L117 105V108L115 107V108H112L113 107V105H111V106H109V104H107V102H106V104H105V107L104 108H106V106L107 107H110V108H112V109H107L106 108V110L105 109H101V107L102 106H100V109L102 110H100L102 113H103V111H106L107 112V110H108V115L107 114H104V113H106V112H104L103 114L104 115H102V116H105L104 118H101V121H102V123L104 122L105 123V121H106V123H105V128L107 127V126H110V125H112V126H115L114 127V129H111L110 127L109 128H106V130L105 131H103V128L104 127H99V128H101V130L103 131V132H101V130H98V128H96L97 129V131L94 129V127L92 128V129H94L97 133H98V135H100V137H102V135H103V137L102 138H100L99 136V139H97L96 138V134L97 133H94L93 132V136H94V134L96 135L95 137H91V136H87L86 137V135H89V133L91 132V128H90V132L89 133H84L85 134V136L83 135V132H84V129H85V127H84V124H85V120H86V117H88V116H90V117H94V123L93 124H97L98 123V121H100L99 120V117H95V115L93 116L92 114L91 115H85L86 117H84V115H83V113L81 112V113H79V111L77 112V113H79V115L81 116V114L83 115V116H81V118H82V121L84 122V123H82V121L80 122V120H81V118L80 117H78L77 116V114L76 113H74V115L72 114L73 112H74V109L72 110V113L70 112L69 114H72L73 116H75V119L77 118V121H78V123H79V125L78 126H80L81 128H80V130L82 129L83 130V132H81L82 133V135H83V139H85L84 140V142L82 143V141H80V140H77L78 138H74V137H77V136H74V134H73V137H71L70 139H68L67 138V136L66 135H68V134H63V132H61L67 139H64L63 138V135H61L60 134V132H59V134L62 136V138L63 139H59V137L58 138H55L54 136L55 135H53L52 134V138H55L54 139V141L49 137V133H48V137L54 142L53 144L50 142V145L52 144V149H54L53 151H50V149H49V147H51V146H49V147H47V149H49V151L48 152H46V154L43 156L47 161H46V163H47V165L49 166V165H51V167H52V165L53 166H55L56 165V163H58V162H60L61 161V157L63 158V159H65L66 160V158H67V153H68V156H69V152H70V156L68 157V159H69V161L71 162H68V161H66V162H68L69 164H70V166H68L67 168H69L68 170H66V168H64L63 167V169H64V171L62 170V166H61V169L60 170H62V172H64L65 174H63L65 177H68L67 179H70V181H73V186L74 187H76L78 190L80 189L81 190V192L80 191H78V190H76V191H73V193H77L78 194V196H80V198L79 197H77V198H79V201H80V199L82 200V202H80L81 204H83L84 205V210H85V208L87 209L86 210V213L84 214V216H80L79 215V213L77 214V216L79 215L80 216V218H77V216H76V214H75V212L77 211H73L72 210V207L70 208L72 211H68V209H66V208H69L71 205H69L71 202H69V199H71L72 198V196H74L75 197V194L73 195V193H72V190H71V187H70V190H71V194L72 195H70L69 196V186L67 187V186H65V184L67 185V183L69 184V180H67L64 176H62V178L64 177L65 178V181L67 182H65L64 181V179H62V178H60L61 176L60 175H62L61 173H60V175H59V177H57V180H58V178H60L59 180H61V182L60 183H62V185H64V187L67 189L68 188V191L66 190V192H65V194L66 195H64L66 198H67V195L69 196L67 199L64 197V199L63 200H60L61 198H60V196H59V200L60 201H57L58 200V194H57V192H55V194L57 195H55V194H51L52 196H54V198L53 199H55V198H57V202H59L57 205L58 206H60V209L59 210H61V213L63 214V215H61L60 217V219H61V221H59L58 223H60L61 224V226L58 224V223H56L55 225H57V233H56V235H55V233L53 232V231H50V234H51V232H53L52 233V238L50 237V236H48V237H50L49 238V240H45V239H47V238H43V239H41V240H43V243L44 242H46V243H48L49 244V242H50V244L48 245V244H45L47 247H45V246H43V245H39V246H36V244H35V246L36 247H42V249L40 248L39 249V251H42V253H44L45 254V252L47 253L48 251H50L51 249V255L49 256V258L46 256H44L45 257V260H43L44 258L42 257H40V260H41V262L42 263H44L43 261H45L47 264L48 263H50L51 264V262H53V261H55V263H53V264H58V263H62L63 262V258H65L66 256H64L63 254L61 255L60 253H62L61 251H62V249H61V247L62 246H58L57 245V242H58V244L60 243L59 241H61L60 239L63 237L64 238V236H62V235H60V236H62V237H60L59 236V234H58V232H61V233H63V232H65L67 229H68V225H70V222H72L71 224H76V225H71L69 228H70V230H68V231H66L65 233H63L64 235H67V236H73V235H71V234H75V236H73V237H71V238H76V236H78V237H82V236H84V235H86L85 237H90V239L89 240H91L92 238L94 239V238H99V240H102L103 242H100L101 244L102 243H104V245H105V252H104V248H100V244L98 243V241H95L94 242V240L92 239V241L91 242H94V245H96V242L100 245V246H98L99 248H97V249H99L100 250V252H97V251H99V250H97V251H95V253L97 252V254H100L101 252H102V249H103V252L102 253H106V262H104L105 264H264V222H262V220L261 219H263L264 218V216H263V218H261V216H262V214H261V212L260 213H258V211L260 210V208L262 207V206H259L260 204L259 203H257L256 202V199H260V197L261 196H259V195H257V196H259V197H255L254 195H255V193H257L256 191H255V189L254 188H251L253 185H254V183H251V182H258V180H253L252 179V181L250 182L251 183V187L249 186V188H247V187H244V188H246V190L247 189H249V190H247L246 191V193L244 194V193H242V194H238V193H236V196L234 195V194H231V193H233L234 192V190L232 191H228V192H230V194L232 195V197L231 198H228L227 197V195L229 194L228 192H227V194L226 193H224V192H220L219 190H226L227 188H226V186L224 185V184H222V180H221V182L219 183V181H218V183H217V186L220 184H222L223 186H225V188L223 189V186H222V188H221V186H218V187H215V189L214 190H212L213 188H214V185H216L215 183L213 184L212 182L213 181H216V179L218 180V179H222V178H220V177H222L223 175H221L222 173H221V171H220V173H218L217 175L218 176H220V177H217L216 176V173H214V174H212L213 172H216V170L215 169H209V170H207V169H205V168H203L204 169V171L206 172V171H208V172H204V171H202V172H204V175H202V174H200V175H202L203 177L202 178H204V177H207V180H208V178L211 176V175H215L217 178L215 179V177H213V176H211L212 177V180H211V177L209 178V180H208V183H206L207 181H205L204 179H200L201 178V176L199 177L197 174H199V173H202L201 171H200V169H201V165H200V163H198V161L199 162H202L203 161V159L204 158H200L199 157V159H198V157H197V159L195 158V157H193L192 155H196V154H192V152L189 150V149H191V148H193V152H195V151H199L200 150V147L201 146H198L197 145V143L199 144V142H197L198 140H200V139H198L197 138V140H196V135H195V137H194V135H193V133L192 134H190L189 135V133L188 132H186L187 130H188V128L191 126L190 124L191 123H194L192 120L194 119V118H192L194 115H195V113L193 112H190L189 113V109L190 108H192L193 106H191L190 105V107L188 108V105H186V101L183 103V101H181L182 102V104H184L185 106H181L183 109H185V107L186 108H188V109H186V113H188L189 114V116L191 117V119L190 118H188V114H186L185 115V118H184V113H185V110H183V109H179L180 107V105H182V104H180L181 102H179L181 99H179V101L177 102V104L179 103L180 105L177 107L176 106V104H175V106H174V102H173V105L170 103L171 101H169V96H171L172 94H170V93H168V102L166 101V102H160L159 101V99L161 98H158V101L159 102H157V104H153L152 102L153 101H155V100H150V99H154L153 97H154V95H153V97L151 96V98L150 97H148L147 95H149L147 92H148V88H147V86L148 85H141V83L139 84V81L140 80H142V79H138L139 78V76L137 75V73H135V72H132L131 71V69H133L134 71L136 70V68L138 69V73L140 72L139 71V68ZM156 67V66H155ZM200 67H199V69H200ZM148 67L146 66V68H144L145 69V71H147L146 69H147ZM203 68V67H202ZM141 69H143V68H141ZM150 69H153V68H150ZM149 69V70H150ZM184 69V68H183ZM204 69V68H203ZM149 70L147 71V72H149ZM187 70V69H186ZM189 70V69H188ZM201 70V69H200ZM145 71H142V73H145ZM203 71H205V70H203ZM202 71V72H203ZM207 71V70H206ZM205 71V72H206ZM146 72V73H147ZM181 72H183L182 70H181ZM190 72V71H189ZM142 73H140L142 76L141 77H143L144 75L142 74ZM150 73V72H149ZM148 73V74H149ZM197 73V72H196ZM204 73V72H203ZM209 73V72H208ZM121 74V73H120ZM134 74V75H133ZM139 74V75H140ZM183 74H185V78H183L184 77V75H180L182 78H181V82L182 83H184V85H186V83L188 82L187 80L186 81H184L185 79H187L186 78V74H187V72L185 73V71L183 72ZM206 74V73H205ZM204 74V79H206V75ZM213 74V73H212ZM190 75V74H189ZM200 75V74H199ZM150 78H152L151 80L152 81H150L149 82V84H151V85H149V86H152V83L151 82H153L154 81V78L155 77H151L150 76V74L148 75ZM152 76H154V75H152ZM194 76V75H193ZM201 76V75H200ZM116 77V75L114 76V78ZM144 77H146V74H145V76ZM187 77H188V75H187ZM190 77V76H189ZM192 77V76H191ZM195 77V76H194ZM203 77V76H202ZM210 77H211V75H210ZM210 77H208L209 79H210ZM212 77H214V76H212ZM148 79V80H147ZM156 79L157 78H155V82H156ZM173 79H174V77H173ZM173 79L171 80V81H173ZM190 79H192V78H190ZM144 81L145 80H147V81H149V78L147 77L146 79H143ZM193 80H194V78H193ZM112 81V82H111ZM146 81V82H147ZM157 81H159V79H157ZM163 81H165L164 79H163ZM178 81H180V80H178ZM178 81H173V82H171V83H173V86H172V88L173 87H175V86H179L180 87V89H172L170 86L171 85H169V89H170V91H171V93H175V91H177V90H180L179 92H180V94H181V92H182V90L181 89H183V86H182V83L181 84H178V83H180V82H178ZM192 81V80H191ZM154 82V83H155ZM166 82H169V84H171L170 83V81L169 80H167ZM174 82H176V84L174 83ZM186 82V83H185ZM198 82V81H197ZM207 82V81H206ZM158 83V82H157ZM157 83L155 84V85H153V86H156V87H150V89H154V88H156L157 90H158V88H157V86L158 85H160L159 83H158V85H157ZM190 83V82H189ZM143 84V83H142ZM148 84V83H147ZM162 84V83H161ZM174 84H175V86H174ZM199 84H202V83H199ZM166 85V84H165ZM188 85V84H187ZM206 85V84H205ZM108 86H110L109 88H108ZM194 86V85H193ZM204 86V85H203ZM234 87H235V85H233ZM237 86V85H236ZM241 86V85H240ZM107 87V88H106ZM159 87V86H158ZM182 87V88H181ZM238 87L239 86H237V89H238ZM243 87V86H242ZM160 88V87H159ZM163 88H164V86H163ZM166 88V90L168 89V84H167V87H165ZM196 88H198V87H196ZM199 88H200V86H199ZM203 87H201V89H202ZM111 89H113V87H111ZM111 89H109V90H111ZM115 89V90H116ZM160 89H162V88H160ZM159 89V90H160ZM169 89L166 91L165 90V92L164 91H162L163 93H160L161 94V96H163V94L165 93V95H166V92H169ZM212 89H213V87H212ZM172 90H173V92H172ZM175 90V91H174ZM185 90V89H184ZM192 90V89H191ZM194 90V89H193ZM200 90V89H199ZM214 90V89H213ZM236 90V89H235ZM242 90V89H241ZM81 91V90H80ZM86 91V90H85ZM85 91H84V94H85ZM90 91H91V89H90ZM89 91V92H90ZM94 91V90H93ZM96 91V90H95ZM94 91V92H95ZM108 91V92H107ZM150 91V90H149ZM152 91V90H151ZM243 91V90H242ZM242 91H241V93H242ZM88 92V91H87ZM98 92H99V90H98ZM107 92V93H106ZM112 92H114V93H112ZM208 92V91H207ZM100 93V94H101ZM159 93H157V94H159ZM184 93V92H183ZM195 93V92H194ZM196 93H198V92H196ZM200 93V92H199ZM211 93H212V91H211ZM209 94V92H208V94L207 95H209V96H211L212 94ZM241 93H239L240 95H241ZM250 93V92H249ZM45 94L46 93H44V96H45ZM48 94V93H47ZM52 94V93H51ZM51 94H50V97H51ZM83 94V93H82ZM87 94H89V93H87ZM96 94H97V92H96ZM99 94V95H100ZM104 94V93H103ZM147 94V95H146ZM156 94V95H157ZM170 94V95H169ZM177 95H178V93H176ZM189 94V93H188ZM202 94V93H201ZM200 94V95H201ZM243 94V93H242ZM36 95V94H35ZM43 95V94H42ZM77 95V94H76ZM75 95V96H76ZM98 95V94H97ZM150 95H151V93H150ZM175 95V94H174ZM182 95V94H181ZM184 95H185V93H184ZM191 95V94H190ZM196 95L197 94H195V96L194 97H196ZM253 95V94H252ZM256 95V94H255ZM39 96H41V95H39ZM60 96V95H59ZM58 96V97H59ZM74 96V97H75ZM83 96V98H84V95H82ZM88 96V95H87ZM90 96V97H89ZM88 97L89 98H93L94 96H92V95H89ZM92 96V97H91ZM96 96V95H95ZM101 96L103 97V95L101 94ZM106 96V97H107ZM148 97L149 99H146L145 97ZM183 96V95H182ZM182 96H178L179 98H183ZM193 96V95H192ZM198 96V95H197ZM209 96H208V98H209ZM218 96V95H217ZM242 96V95H241ZM244 96V95H243ZM242 96V98H244ZM246 96V95H245ZM250 96V95H249ZM254 96V95H253ZM43 97V96H42ZM78 97H80V96H77V98ZM158 97H159V95H158ZM167 97V96H166ZM174 97V96H173ZM173 97H170V99L172 100L173 99ZM178 97H177V99H178ZM185 98H188L186 95L184 96ZM205 97V96H204ZM214 97V96H213ZM252 97V96H251ZM36 98V97H35ZM38 98V97H37ZM45 98H46V96H45ZM49 98V97H48ZM86 98V97H85ZM95 98V97H94ZM164 96H163V100H164ZM174 98H176V97H174ZM202 98V97H201ZM200 98V100H201V102H203V98L201 99ZM215 98V97H214ZM241 98V97H240ZM246 98V97H245ZM247 98H248V96H247ZM256 98V97H255ZM41 99V98H40ZM50 99V98H49ZM48 99V100H49ZM53 99V98H52ZM80 99V98H79ZM87 99V98H86ZM118 99H119V101H118ZM146 99V100H145ZM193 99V98H192ZM191 99V100H192ZM195 99V98H194ZM197 99V98H196ZM195 99V100H196ZM199 99V98H198ZM209 99H211V98H209ZM209 99H206L205 98V100H209ZM217 99V98H216ZM250 99V98H249ZM249 99L247 100L248 102H249ZM253 99V98H252ZM47 100V101H48ZM77 100V99H76ZM81 100V99H80ZM80 100H79V102H80ZM94 100V99H93ZM150 100V101H152V102H148V101ZM157 100V99H156ZM190 100V99H189ZM199 100V101H200ZM51 101V100H50ZM75 101V100H74ZM82 101V100H81ZM83 101H86V102H88L87 100H83ZM82 101V102H83ZM90 102L89 103H91L92 101L91 100H89ZM104 101V100H103ZM106 101V100H105ZM115 101H117V102H115ZM162 101V100H161ZM173 101H175V99L173 100ZM194 101V100H193ZM199 101H197V102H199ZM246 101V102H247ZM43 102V101H42ZM78 102V101H77ZM81 102V103H82ZM94 103L96 102V101H93ZM176 102V101H175ZM196 102V103H197ZM205 102H207V101H205ZM204 102V103H205ZM244 102V101H243ZM250 102H251V99H250ZM249 102V103H250ZM51 104H52V102H50ZM73 103V102H72ZM161 103V104H160ZM168 103V104H167ZM195 103V104H196ZM211 103V102H210ZM214 103V102H213ZM44 104V103H43ZM46 104V103H45ZM92 104V103H91ZM97 104H99V101H98V103ZM169 104L170 105H172L173 107H177L178 108V110L180 111H177V110H175V109H173L172 107H167V106H169ZM212 104V103H211ZM214 104H216V103H214ZM245 104V103H244ZM39 105V104H38ZM40 105H42V104H40ZM53 105V104H52ZM71 105V104H70ZM69 105V106H70ZM81 105H83V103L81 104ZM89 105V104H88ZM167 105V106H166ZM30 106V105H29ZM37 105L35 104V107H36ZM54 106H55V104H54ZM61 106V105H60ZM72 106V105H71ZM104 106V105H103ZM196 106V105H195ZM206 106V105H205ZM214 106V105H213ZM18 107V106H17ZM49 107V106H48ZM47 107V108H48ZM76 107V105L73 107V108H75ZM80 107V106H79ZM78 107V108H79ZM85 107V106H84ZM90 107V106H89ZM92 107V106H91ZM91 107L90 108H87V111L89 110V109H91ZM97 107H99V106H97ZM95 108L94 110H96V109H98V111H99V108ZM201 107V106H200ZM204 106L202 105V110L203 111H206V113L207 112H209L211 109V107L208 109V111L207 110H204V108H203ZM207 107V106H206ZM209 107V106H208ZM207 107V108H208ZM217 107V106H216ZM16 108V107H15ZM21 108V107H20ZM24 108V107H23ZM30 108V107H29ZM28 108V109H29ZM33 108H34V106H33ZM58 108V107H57ZM69 108V107H68ZM81 108V107H80ZM167 108H169V110L167 109ZM176 108V109H177ZM199 108V107H198ZM207 108H205V109H207ZM27 109V110H28ZM38 109V110H37ZM39 109L40 108H35V109H33L32 110V108H30V112H31V117H32V113H33V117H34V115H36V118H35V121L37 122V124H38V122L39 123H41V122H43L42 121V119H38L37 120V117H39V115H41L40 113L41 112H43L41 109V111L40 112H38L39 111ZM45 109H46V107H45ZM49 109V108H48ZM76 109H77V107H76ZM136 109H140V111H139V115H137V111H136ZM173 109V110H172ZM193 109V108H192ZM191 109V110H192ZM12 110V109H11ZM24 110V109H23ZM22 110V111H23ZM35 110H37V112L35 111ZM86 110V109H85ZM116 110V111H115ZM184 112H183V111ZM26 111V110H25ZM47 111H49V115L51 114V112L54 114L55 112H54V110L53 111H51V108H50V110H47ZM51 111V112H50ZM55 111H58V110H56L55 109ZM64 112H65V110H63ZM67 111V110H66ZM86 111V112H87ZM92 111H93V109H92ZM90 111L91 113H93V112H95V111ZM97 111V112H98ZM111 111H112V116H116V114H117V116H116V118H115V116L114 117H112L111 116ZM169 111H171V113L173 112V111H175V114L176 113H179L180 115H179V117H177V115H176V117L175 116H172L171 115V113L169 112ZM177 111V112H176ZM194 111V110H193ZM213 111V110H212ZM18 112V111H17ZM27 112H29V111H27ZM35 112L38 114H35ZM60 112V111H59ZM115 114H114V113ZM181 112H183V114L181 113ZM211 112V111H210ZM22 113H24V112H22ZM89 113V112H88ZM101 113V114H102ZM174 113V112H173ZM199 113V112H198ZM197 112H196V114H198ZM203 113V112H202ZM28 114V113H27ZM30 114V113H29ZM42 114H44V113H42ZM56 114V113H55ZM63 114V113H62ZM65 114H67V112L65 113ZM76 114V115H75ZM85 114V113H84ZM110 114V115H109ZM181 114L183 115V117L181 116ZM190 114H192V115H190ZM194 114V115H193ZM13 115H15V114H13ZM19 115H20V113H19ZM48 115V116H49ZM52 115V114H51ZM50 115V117H52ZM58 115V114H57ZM97 116L99 115V112L96 114ZM198 115H201L200 113L198 114ZM204 115H205V112H204ZM207 115H208V113H207ZM213 115V114H212ZM21 116V115H20ZM42 116V115H41ZM45 116V115H44ZM47 116V117H48ZM65 116V115H64ZM180 116H181V118H183L184 119V122L186 123L187 121H185V119H186V117L188 118V119H190L191 120V122L190 121H188L187 123L189 124V126H186V124L184 125L185 126V128H182V126H181V129H184V131H185V133H182L181 132V134L183 135H181V134H179L180 132H178V125H177V127H175L174 126V119H177V118H180ZM15 117H17V116H15ZM25 117V116H24ZM67 117V116H66ZM70 117H72V116H70ZM195 117V116H194ZM18 118H19V116H18ZM45 118H46V116H45ZM64 118V117H63ZM79 118V119H78ZM180 118V119H181ZM14 119H16V118H14ZM84 119V120H83ZM90 119V118H89ZM88 119V120H89ZM105 121H104V120ZM140 119L142 120V121H140ZM195 119H196V117H195ZM206 119V118H205ZM226 119V118H225ZM32 120V119H31ZM48 120V119H47ZM54 120H57V119H54ZM92 120V119H91ZM179 120V119H178ZM15 121V120H14ZM76 121V120H75ZM76 121V122H77ZM95 121H96V123H95ZM100 121V122H101ZM173 121V122H172ZM176 121L177 120H175V124H177L176 123ZM257 121H259V120H257ZM256 121V122H257ZM36 122H34V123H36ZM45 122V121H44ZM55 122V121H54ZM75 122V123H76ZM171 122H172V125H173V127H175V128H173V129H175L174 131L176 132H178V135H177V132H176V136H175V132L172 130V131H170L171 130V128L169 129V127H171V126H169V124H171ZM178 122V121H177ZM202 122V121H201ZM256 122H255V124H256ZM25 123V122H24ZM71 123V122H70ZM73 123V122H72ZM82 123V124H81ZM87 123H89L88 121H87ZM103 123V124H104ZM181 123V122H180ZM260 123V122H259ZM27 124H29V122L28 123H26V125L25 126H27ZM53 124V123H52ZM52 124H51V126L48 128V130L50 129L51 130V128H52ZM74 124V123H73ZM117 124V125H116ZM118 124L119 125H121V127H119L118 126ZM178 124H179V122H178ZM182 124V123H181ZM184 124V123H183ZM187 124V125H188ZM19 125V124H18ZM21 125H22V123H21ZM24 125V124H23ZM35 125V124H34ZM40 125H42L43 126V124H40ZM69 125H71V124H69ZM83 125V126H82ZM88 125V124H87ZM180 125V124H179ZM209 125V124H208ZM261 125H264V124H261ZM39 126V125H38ZM46 126H48V125H46ZM54 126V125H53ZM61 126V125H60ZM63 126V125H62ZM68 125H66L64 128H66ZM74 126V125H73ZM73 126L71 127L72 129H74L73 128ZM78 126H77V128L76 129H78ZM90 126V125H89ZM97 126V125H96ZM183 126V127H184ZM256 126V125H255ZM22 127V126H21ZM30 127V126H29ZM116 127H118V128H121V129H116ZM212 127V126H211ZM217 127V126H216ZM260 127V126H259ZM262 127H264V126H262ZM39 128V127H38ZM43 128V127H42ZM56 128V130L58 129L57 127H54V129ZM113 128V127H112ZM192 128H194V127H192ZM201 128V127H200ZM251 128V127H250ZM256 128L258 129V127L256 126ZM45 129H47V128H45ZM53 128H52V132H57V131H53L54 130ZM87 129V128H86ZM214 129V128H213ZM26 130V129H25ZM44 130V129H43ZM81 130V131H82ZM93 130V131H94ZM118 130H120L119 132H118ZM253 130V129H252ZM251 130V131H252ZM263 130H264V128H263ZM33 131V130H32ZM35 131V130H34ZM33 131V132H34ZM37 132L39 131V130H36ZM35 131V132H36ZM41 131H42V129H41ZM47 131V130H46ZM63 131V130H62ZM66 131V130H65ZM65 131H64V133H65ZM77 132H78V130H76ZM183 131V130H182ZM183 131V132H184ZM195 131V130H194ZM206 131V130H205ZM219 131V130H218ZM34 132V133H35ZM47 132H50V131H47ZM51 132V133H52ZM67 132V131H66ZM69 132V131H68ZM67 132V133H68ZM85 132H86V130H85ZM88 132V131H87ZM102 133V135L101 134H99V133ZM174 132V133H173ZM249 132V131H248ZM259 132V131H258ZM40 133H42V132H40ZM70 133V132H69ZM73 133H76V132H74V130H73ZM81 133L79 132L78 134H80L81 135ZM118 133H120V134H118ZM122 133V134H121ZM187 133V134H186ZM206 134H207V132H205ZM252 133V132H251ZM263 133H264V131H263ZM262 133V134H263ZM32 134L33 133H31V136H32ZM58 134V135H59ZM91 134V133H90ZM208 134H210V133H208ZM248 134H250V133H248ZM255 134V133H254ZM43 136H47V133L45 132V135L44 134H42ZM58 135H56V136H58ZM81 135V136H82ZM92 135V134H91ZM193 135V136H192ZM252 135V134H251ZM251 135H250V138H251ZM261 135V134H260ZM35 136V135H34ZM43 136H41V138L43 139ZM61 136H60V138H61ZM72 136V135H71ZM191 136L193 137V140H194V144L193 143H188L187 144V147H183L185 144H186V142H190L191 141ZM201 136V135H200ZM249 136V135H248ZM262 136H264V135H262ZM68 137H70V135L68 136ZM190 137V138H189ZM202 137V136H201ZM253 137V136H252ZM74 138V139H73ZM195 138V139H194ZM208 138V137H207ZM255 138V137H254ZM264 137H262V139H263ZM35 139V138H34ZM38 139H39V137H38ZM58 139V140H57ZM81 139V138H80ZM243 139V138H242ZM241 139V140H242ZM252 139V138H251ZM260 139V138H259ZM37 140V139H36ZM44 140V139H43ZM46 140H47V137H46ZM46 140H45V142H46ZM57 140V141H56ZM245 140V139H244ZM247 140V139H246ZM245 140V141H246ZM253 140V139H252ZM32 141V140H31ZM180 141H182V143H183V141L185 142L184 143V145L182 146L181 145V143H180ZM250 141V140H249ZM257 141H258V139H257ZM35 142V141H34ZM39 142H40V139H39ZM41 142H43L42 140H41ZM44 142V143H45ZM197 142V143H196ZM254 142V141H253ZM43 143V144H44ZM56 143V144H55ZM201 144H202V140H201V142H200ZM254 143H256V142H254ZM258 143V142H257ZM256 143V144H257ZM261 143V142H260ZM47 144H49V143H47ZM47 144H45V145H42V146H44V147H46V145ZM177 144L178 145H180V146H177ZM189 144H191V145H195V147H191ZM242 144V143H241ZM55 145H56V147H55ZM174 145L176 146L175 148H176V150H179V148L183 151L182 152V154L180 153H178L179 155H178V157H177V160H178V158H179V156H180V158H179V161H183V163L182 162H180L181 164H182V167H177L176 165L174 166V164H172L171 163V160L172 159H174L176 156L174 155V154H176L175 152H174V150H173V147H174ZM198 147H197V146ZM249 145V144H248ZM261 145V144H260ZM37 146V145H36ZM41 146V145H40ZM41 146V147H42ZM186 146V145H185ZM188 146H190V148L188 149ZM244 146H246V145H244ZM43 147V148H44ZM80 149H79V148ZM156 148V149H154V150H156V151H158V152H156V151H154L153 150V148ZM258 147V146H257ZM55 148H56V152H55ZM178 148V149H177ZM184 148L186 149H188V151H185L184 150ZM197 148H199L198 150H196ZM231 148V147H230ZM242 148V147H241ZM41 149V148H40ZM47 149L45 150V149H41V151H43V152H45V151H47ZM51 149V150H52ZM244 149V148H243ZM45 150V151H44ZM79 150H80V152H79ZM180 150V151H181ZM201 150H204V149H201ZM239 150V149H238ZM241 150V149H240ZM179 151V152H180ZM185 151V152H184ZM190 151V154L188 153ZM227 151V150H226ZM233 151V150H232ZM257 153H258V155H257V153H253L254 155L256 154V158L258 159V161H259V159L261 158L263 161H264V140H263V142H262V145L259 147V148H257ZM50 152V153H49ZM51 152H53V153H51ZM73 152V153H72ZM172 152V153H171ZM200 152V151H199ZM227 152H229V151H227ZM49 153V154H48ZM159 153V154H158ZM184 153V154H183ZM188 153V154H187ZM224 153V152H223ZM235 153V152H234ZM237 153V152H236ZM226 154V153H225ZM230 154H233V153H229L228 155H230ZM47 155V156H46ZM173 155H174V158H173ZM177 155V154H176ZM184 155H186L187 156V158L185 159V157H183L182 158V156H184ZM200 155V154H199ZM249 155V154H248ZM247 155V156H248ZM42 156V155H41ZM172 156V157H171ZM241 156V155H240ZM259 156H260V158H259ZM249 158H250V155L248 156ZM241 158H242V156H241ZM252 158H254V157H252ZM30 159V158H29ZM60 161H59V160ZM62 159V161H61V163H63L64 164V160ZM67 159V160H68ZM71 159V160H70ZM176 159V158H175ZM184 159V160H183ZM201 159H202V161H201ZM243 159H247V157L246 158H243ZM33 160V159H32ZM52 160L53 161H55L56 160V163H54L53 162V164H51L52 163ZM255 160V159H254ZM21 161V160H20ZM27 161V163L25 162L24 164H27V167H28V164H29V166H30V164H31V166H32V163L29 161V160H26ZM28 161H29V163H28ZM49 161L51 162V163H49ZM178 161V162H179ZM243 161V160H242ZM253 161V160H252ZM174 162V161H173ZM177 162V163H178ZM243 162H245V163H247L248 165H249V163H248V161H243ZM262 162V161H261ZM19 163V162H18ZM45 163V162H44ZM49 163V164H48ZM61 163H58L57 165H59V164H61ZM68 163H66L67 165H69ZM259 163H260V161H259ZM264 163V162H263ZM20 165L22 164L21 162L19 163ZM18 164V165H19ZM247 164H245L246 166H247ZM256 164H258V162L256 161ZM256 164L255 163H253V168L251 167L252 166V164H250L251 166V171H253V169L256 171H254L256 174V177L258 178V173H259V175L261 176V178H262V180H260L259 178V181L264 185V168H262V167H260V166H257L256 167ZM13 165H15L14 163H13ZM19 165V166H20ZM46 165V164H45ZM46 165V167L49 169H52L51 167H48ZM62 165V164H61ZM200 165V166H199ZM244 165V166H245ZM262 165V164H261ZM11 166V165H10ZM19 166H17L18 167V169L22 166L23 168L26 166H23V165H21L20 167ZM66 166V165H65ZM84 166H85V169H84ZM198 166L200 167V169L198 168ZM13 167H15V166H13ZM21 167V168H22ZM33 167V166H32ZM56 168L55 169H58L57 168V166H55ZM176 167V168H175ZM248 167V166H247ZM259 167V168H258ZM11 168V167H10ZM179 168V169H178ZM260 168H262V170L260 169ZM24 169H26V171H27V169L28 170H30L31 169V167H29V168H24ZM84 169V170H83ZM198 169V170H197ZM203 169H201V170H203ZM17 169L15 168V172H19L20 171V169H19V171H16ZM59 170V169H58ZM115 170H116V172H115ZM214 170V171H213ZM218 170V169H217ZM235 170H238V169H235ZM21 171L23 172L22 174H24V172H25V170L23 171V169H21ZM51 171V173H55L56 175L57 174H59V172L57 173V170H49V172ZM197 171H198V173H197ZM200 171V172H199ZM211 171V172H210ZM260 171H261V173H260ZM14 172V171H13ZM61 172V171H60ZM195 172L197 173L196 175H195ZM218 172H219V170H218ZM235 172V171H234ZM21 173V172H20ZM25 173H28L29 174V172H25ZM13 174V173H12ZM11 174V175H12ZM121 175L122 176V178L123 179H120L121 177H119V181L121 180L122 181V184H120L121 183V181H120V185L118 184V175ZM211 174V175H210ZM235 174H236V172H235ZM237 174H238V172H237ZM251 174H253V172H251ZM10 175V176H11ZM16 175V174H15ZM117 175V176H116ZM255 175H254V177H255ZM17 176V175H16ZM16 176H13V177H15L16 179H15V183L13 184V186H16L17 184H19V185H21V183H23V182H25V181H23V179H20V181L21 182H19L18 183V181H17V177L19 176V174H18V176L16 177ZM32 176V175H31ZM249 176V175H248ZM247 176V177H248ZM252 176V175H251ZM259 176V177H260ZM19 177H22V175H20ZM224 177V176H223ZM237 177H239V176H236V178ZM23 178V177H22ZM214 178V179H213ZM249 178H251L250 176H249ZM252 178H253V176H252ZM257 178H255V179H257ZM9 179H10V177H9ZM18 179V180H19ZM6 180V179H5ZM13 181H14V178L12 179ZM34 180V179H33ZM104 180H106L107 182H103ZM244 179L242 178V181L241 180H239V181H241V182H244L243 181ZM248 180V179H247ZM30 181V180H29ZM63 181L65 182V184H63ZM237 182H238V180H236ZM236 181H235V184H236ZM10 182H12V181H10ZM32 182V181H31ZM233 182V181H232ZM231 182V183H232ZM2 183H5L4 181L2 182ZM9 183V182H8ZM26 183V182H25ZM24 183V184H25ZM34 183V182H33ZM229 183V182H228ZM227 183V184H228ZM259 183V182H258ZM6 184V183H5ZM5 184H2V185H5ZM16 184V185H15ZM72 184V183H71ZM102 184H103V187L102 188H100V186H102ZM106 184L108 185L107 187H106ZM209 184V185H208ZM212 184V186H213V188H212V186L211 187H209V189H208V187H207V185L208 186H210ZM234 184V183H233ZM234 184V185H235ZM257 184V183H256ZM7 186H9L8 184H6ZM5 185V186H6ZM19 185H17V187L15 188V187H13V188H15V190H16V192L19 190V191H21L22 192V189H23V192H24V186L25 185H27V183L23 186L22 185V187L21 186H19ZM78 185V186H77ZM105 185V186H104ZM241 185H242V183H241ZM246 185H248V184H246ZM261 185V184H260ZM261 186L262 188L264 187V186ZM1 186V185H0ZM7 186H6V188H7ZM18 186H19V189H18ZM228 186L229 187H232V185L230 186V184H228ZM227 186V187H228ZM4 187V186H3ZM22 189H21V188ZM26 187H28V186H26ZM30 187V186H29ZM104 187H106V189L104 188ZM229 187H228V190H229ZM236 187H238V186H235L234 187V189L236 188ZM60 188H63V187H60ZM59 188V189H60ZM99 188L100 189H102V191H103V189H105V191H107V193H103L101 190V192H99V195L98 196H100V199L98 200L99 201V203H100V208L99 209H95V207L96 206H94L95 204H97V202L94 204V202H93V200H95L96 198H93V199H91L92 198V196H95V195H93L92 193H96V191H97V189H98V191H99ZM108 188V189H107ZM221 188V189H220ZM261 188V189H262ZM8 190H9V187L7 188ZM18 189V190H17ZM21 189V190H20ZM27 189V188H26ZM59 189H57V191H58V193H59ZM62 190V191H65V190ZM75 189V188H74ZM219 189V190H218ZM233 189V188H232ZM251 189H254V190H251ZM260 189V188H259ZM264 189V188H263ZM2 190V189H1ZM3 190H4V188H3ZM8 190L6 191L7 193H6V195L8 194ZM87 190H89V191H93V192H91L89 195H88V192L89 191H87ZM240 190H243L242 188H239V190L238 191H240ZM256 190H257V188H256ZM12 191H13V189H12ZM27 191V190H26ZM236 191V190H235ZM237 191V192H238ZM245 191V190H244ZM262 191V190H261ZM87 192V193H86ZM264 192V191H263ZM9 193H12V197H16L17 196V194H18V192H17V194H16V196H13V194L15 193H13V192H9ZM25 193V192H24ZM61 193V192H60ZM80 193H81V195H80ZM98 193V192H97ZM96 193V194H97ZM222 193H224L225 194V196H224V194H222ZM235 193V192H234ZM259 193V192H258ZM19 197L17 196V198H19V199H21L22 198V196L24 195L23 193H20L19 192ZM21 194H23V195H21ZM62 194H63V192H62ZM61 194V195H62ZM261 194V193H260ZM5 195V197H7L8 195V198L10 197V194H8L7 196ZM15 195V194H14ZM60 195V194H59ZM234 195V196H233ZM248 195L251 197V196H254L252 199L250 198V197H248ZM89 196H91V198L89 197ZM229 196V195H228ZM5 197H4V199H5ZM12 197H10L9 198V201H8V198H6L5 199V202L3 203L5 206V208H7L6 206L7 205H9L10 204V201H11V203H13L12 201L14 200ZM16 198V199H17ZM248 198H250L251 200H253V201H251L250 199H248ZM263 198V197H262ZM2 199V198H1ZM13 199V200H12ZM72 199H75V198H72ZM71 199V200H72ZM98 199V198H97ZM3 200V199H2ZM25 200H27L25 197L22 199V201L20 200V202H22L23 203V201H25ZM64 200H67L68 202H69V204H68V202H67V204H66V201H64ZM70 200V201H71ZM6 201H8L9 202V204H7L8 202H6ZM16 201V204H17V207H16V204H11L10 205V209L11 208H13L14 210L15 209H17L21 204H20V202L18 201V200H15ZM14 201V202H15ZM43 201H45V199L44 200H42V201H40V203L42 202L43 203ZM247 201H249V203H250V205H248L249 203L247 202ZM262 201H264V199H262L261 200V202ZM46 202V201H45ZM75 202H78V200L77 201H75ZM244 202H247V208H248V206L250 207L251 206V204H253V203H257V205L253 208L252 206V208H253V210H252V208L250 207V209L248 208H244L245 206V203ZM258 202H260L259 200H258ZM6 203V204H5ZM25 203V202H24ZM41 203V204H42ZM79 202L78 203H74V204H77V206L75 205V207H78V211H79V209H82L81 208V204H80ZM20 204V205H19ZM41 204H39V206H36L35 208H34V210L35 209H40V205ZM45 204V203H44ZM79 204V205H78ZM262 204H264V203H262ZM67 206H69V207H67ZM264 206V205H263ZM4 207H2V208H0V212H4V214L6 213V212H8V211H10V210H8V211H6L5 210V208ZM22 207V206H21ZM74 207V208H75ZM240 207V210L238 209ZM243 207V208H242ZM256 207H258V208H256ZM260 207V208H259ZM59 208V207H58ZM98 208V207H97ZM263 208V207H262ZM1 209H2V211H1ZM8 209H9V206H8ZM13 209H11V210H13ZM21 209V208H20ZM19 208L17 209V211L18 210H20ZM69 209V210H70ZM77 209V208H76ZM82 209V210H83ZM235 209V210H234ZM244 209V210H243ZM254 209H255V211H254ZM5 210V211H4ZM41 210V209H40ZM66 210H67V212H66ZM234 210V211H233ZM238 210L240 211V213L238 212ZM243 210V211H242ZM250 210V211H249ZM258 210V211H257ZM264 210V209H263ZM16 211V210H15ZM39 210H36V211H34V212H38ZM77 211V212H78ZM238 212L239 214H240V217L238 218V217H234L233 216V213L234 212ZM245 211V213H243V214H246V213H248V212H250V214L252 213L253 215L251 216L250 214H248V215H250L251 217H249L248 218V215L247 216H245L246 217V219L247 220H249V221H247V223L249 222V225L245 222V220H244V217L242 218V212H244ZM261 211H262V209H261ZM13 211H11V213H12ZM69 212H71V214L72 215H70L69 214V216H67V214L69 213ZM74 212V213H73ZM82 212V211H81ZM88 212V213H87ZM236 212V213H237ZM9 213L10 212H8L7 214H6V216H8V217H6V218H9L10 217V219L12 218L10 215H9ZM15 214H16V212H14ZM13 213V214H14ZM39 213H40V215H39ZM39 213H36V214H38V216L34 213V216H37L38 218V220L39 219H41L42 217L41 216H43L42 214H41V212L39 211ZM67 213V214H66ZM84 213V212H83ZM91 213H93V219H94V221L93 220H91V221H93V223H95V226H94V224H92L91 222H90V224L92 225L91 226V228L90 229H87V228H89L90 227V225L88 224V226L89 227H87V224L86 223H88L89 222V220L90 219H88V222L86 221L87 219V216H89ZM237 213V214H238ZM263 213H264V211H263ZM1 214V213H0ZM2 215V216H4L5 217V215ZM232 214V215H231ZM237 214H235L234 213V215H236L237 216ZM242 214V215H241ZM255 214L257 215V216H259L260 218H256L255 217ZM261 215V216H260ZM1 216V215H0ZM78 216V217H79ZM69 217H71L70 219L71 220H73V221H70L69 222V224L67 225V227H63L62 226V223L63 222H65V224H67V219H66V221H65V218H69ZM255 217V218H254ZM14 218V217H13ZM34 218V217H33ZM32 218V219H33ZM254 218V219H253ZM20 219V218H19ZM31 219V220H32ZM251 219V220H250ZM6 220V219H5ZM259 220H260V222H261V224L259 223ZM1 221V220H0ZM4 220L2 219V221L1 222H3ZM33 221H34V219H33ZM35 221L37 222V224L38 225H36V223L34 224L35 225V228H37V227H39L38 229H39V231H40V233H39V231H37L35 228H34V226H33V224H30L31 223V221H30V223H29V225H31V226H29V229H30V227H31V229L29 230V231H32L31 233L33 234V229H34V231L37 233V237H40V238H42V236H39V234L40 235H42L41 234V231L43 230V228L44 227H42V225H41V227L39 226V223H38V221L36 220V217H35ZM41 220H39V222H40ZM251 221V222H250ZM254 221H258V222H254ZM264 221V220H263ZM6 222V221H5ZM254 222V223H253ZM4 223V222H3ZM32 223H34V222H32ZM251 223H253V224H251ZM256 223H259V224H256ZM19 224V223H18ZM64 224V223H63ZM86 224V225H85ZM263 224V225H262ZM256 225V226H255ZM5 226V225H4ZM26 226H28V225H26ZM66 226V225H65ZM73 226V230L74 231H71L72 229H71V227ZM53 228H55V226H52ZM52 227H51V229H52ZM61 227H63V229H66V230H63ZM42 230H41V229ZM59 228H61L62 229V231H59ZM50 229V230H51ZM56 229V228H55ZM55 229H53V230H55ZM60 229V230H61ZM3 230V229H2ZM5 230V229H4ZM10 231V230H9ZM16 231V230H15ZM5 232V231H4ZM7 232V231H6ZM18 232V231H17ZM34 232V233H35ZM43 232V234L44 233H46V232H49V231H47V230H45V228H44V230L42 231ZM70 232H71V234H70ZM11 233V232H10ZM21 233H22V231H21ZM27 233H30V232H28L27 231ZM67 233V234H66ZM2 234V233H1ZM5 234V233H4ZM17 234V233H16ZM58 234V235H57ZM84 234V235H83ZM19 235V234H18ZM26 235V234H25ZM34 235V234H33ZM45 235V234H44ZM43 235V236H44ZM47 235H49L48 233L46 234V236ZM53 235H55V236H53ZM3 236V235H2ZM5 236V235H4ZM11 236V235H10ZM35 236H36V234H35ZM57 236V237H56ZM96 236V237H95ZM1 237V236H0ZM19 237V236H18ZM26 237V236H25ZM29 237V236H28ZM45 237V236H44ZM54 237V238H53ZM84 237V238H85ZM88 237V238H89ZM8 238V237H7ZM11 238H13L14 239V234L12 233V236L10 237V239ZM15 238H16V236H15ZM24 238V237H23ZM39 238V239H40ZM56 238H60L59 239V241H58V239H56ZM84 238H82L83 239V241L85 240ZM9 239V238H8ZM12 239V241H15V239L13 240ZM18 239H20V238H18ZM68 239H70V238H68ZM57 240V241H56ZM75 240H77L78 241V238L77 239H75ZM79 240H81V239H79ZM11 241V242H12ZM23 241V240H22ZM25 241V240H24ZM52 241H54V242H52ZM55 241H56V243H55ZM74 241V240H73ZM72 241V242H73ZM77 241H74L73 243H78V244H76V246H78V245H80V247H83L84 248V246L83 245H85L86 243V240H85V244H83V243H80L79 244V242H77ZM87 241H88V239H87ZM8 242V241H7ZM20 242V241H19ZM51 242H52V245H54L53 247H52V245H51ZM66 242V241H65ZM70 242V241H69ZM71 242V244L74 246V244ZM82 242V241H81ZM89 242V241H88ZM1 243V242H0ZM10 243V242H9ZM14 243H16V242H14ZM30 243V242H29ZM33 243V242H32ZM41 244H42V242H40ZM31 244V243H30ZM34 244V243H33ZM71 244H69V245H71ZM81 244H83V245H81ZM12 245V244H11ZM19 245V244H18ZM59 247H57V246ZM59 245H61V244H59ZM90 245V244H89ZM89 245H86V246H89ZM93 245V244H92ZM103 245V244H102ZM8 247H10V245H7ZM12 246H14V244L12 245ZM12 246L10 247V249H12ZM85 246V247H86ZM91 246V245H90ZM97 246V245H96ZM1 247H4L3 246V244H2V246ZM8 247H6V248H8ZM16 246H14L13 247V249L15 248ZM43 247H45L46 248V250H45V252H44V248ZM49 247V248H48ZM67 247H68V245H67ZM94 247V246H93ZM103 247V246H102ZM25 248V247H24ZM31 248V247H30ZM33 248V247H32ZM35 248V247H34ZM54 248V249H53ZM62 248H64V247H62ZM71 248V247H70ZM74 247H72L71 249L72 250H75V252H77L76 250L78 249H73ZM81 249V248H79L78 249V252H79V250H84V249ZM87 248V247H86ZM85 248V249H86ZM90 248V247H89ZM20 249V248H19ZM58 249H60L59 251H60V253L58 252ZM70 249V250H71ZM92 249L93 248H91V252H92ZM0 250H3V248L2 249H0ZM21 251H22V249H20ZM89 250V249H88ZM14 251H15V249H14ZM33 251H35L36 253H39L38 252V250L37 249H31V254H32V252ZM52 251H53V253H52ZM68 251V250H67ZM87 251V250H86ZM3 252V251H2ZM8 252V251H7ZM11 253H12V250L10 251ZM35 252H33V253H35ZM65 252V251H64ZM72 252V251H71ZM74 252V251H73ZM78 252H77V254H78ZM81 252V251H80ZM20 253V252H19ZM24 253V252H23ZM28 253H30L29 252V249H28ZM58 253L60 254V256L61 257H59L58 256ZM90 253V252H89ZM1 254V253H0ZM4 254V253H3ZM7 254V253H6ZM5 254V255H6ZM52 254H53V256H52ZM76 254V255H77ZM80 254V253H79ZM86 254V253H85ZM84 254V255H85ZM88 254V253H87ZM92 254L94 255V249H93V252H92ZM97 254H95L96 256H98ZM15 261L16 260H19L22 264H38V259H31L29 256H26V255H28V254H18V253H15ZM57 255V256H56ZM73 255V254H72ZM75 255V254H74ZM95 255H94V257H95ZM104 255V254H103ZM102 255V256H103ZM13 256V255H12ZM40 256H41V254H40ZM56 256V257H55ZM62 256H63V258H62ZM81 256H82V253H81ZM85 256H87L88 257V255H85ZM102 256H99V257H101L102 258ZM5 257V256H4ZM54 257V259H52ZM73 257V256H72ZM104 257H105V255H104ZM46 258H48V259H46ZM60 258H62L61 260H60ZM75 258V257H74ZM92 258V257H91ZM95 258H98V257H95ZM91 259L90 260V264L92 263V262H94L96 259ZM101 258H100V260H101ZM51 259V260H50ZM69 259V258H68ZM73 259V258H72ZM80 260H81V258H79ZM79 259H77V260H79ZM85 259V258H84ZM5 260H7V259H5ZM4 260V261H5ZM43 260V261H42ZM46 260H48V262L46 261ZM49 260H50V262H49ZM58 260V261H57ZM59 260H60V262H59ZM87 260H88V258H87ZM94 260V261H93ZM102 260H104L105 261V258L104 259H102ZM100 261V262H103V261ZM3 261V260H2ZM92 261V262H91ZM97 262L99 261V259H97L96 260ZM9 262V261H8ZM7 262V263H8ZM68 262V261H67ZM70 262V261H69ZM80 262V261H79ZM84 262V261H83ZM5 263V262H4ZM12 263H17V262H12ZM11 263V264H12ZM60 263V264H61ZM73 263V262H72ZM74 263H76V262H74ZM73 263V264H74ZM87 263V262H86ZM85 263V264H86ZM94 263H96V262H94ZM93 263V264H94ZM39 264H40V261H39ZM45 264V263H44ZM69 264V263H68ZM79 264V263H78ZM82 264V263H81ZM88 264V263H87ZM98 264H101V263H99L98 262Z\"/></svg>",
  "mask_w": 264,
  "mask_h": 264
},
{
  "label": "crops",
  "instance_id": "3",
  "mask_svg": "<svg viewBox=\"0 0 264 264\" xmlns=\"http://www.w3.org/2000/svg\"><path fill=\"white\" fill-rule=\"evenodd\" d=\"M32 0H30L28 3H26V5H28V6H31L32 5Z\"/></svg>",
  "mask_w": 264,
  "mask_h": 264
}]
</instances>
